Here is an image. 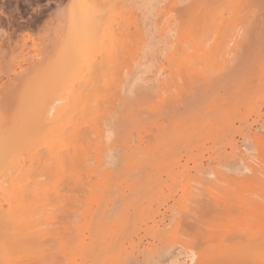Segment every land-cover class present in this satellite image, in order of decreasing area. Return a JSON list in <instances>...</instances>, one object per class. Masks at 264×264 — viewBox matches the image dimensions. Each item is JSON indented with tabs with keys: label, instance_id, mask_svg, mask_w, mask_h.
Returning <instances> with one entry per match:
<instances>
[{
	"label": "rangeland",
	"instance_id": "374dc122",
	"mask_svg": "<svg viewBox=\"0 0 264 264\" xmlns=\"http://www.w3.org/2000/svg\"><path fill=\"white\" fill-rule=\"evenodd\" d=\"M55 1L57 2V4H60L63 2V0H55ZM142 1L143 0H80L79 2H75V0H67L66 5L63 7L64 9L59 10V11H63L65 16L59 17L58 12L56 14L53 13V9H52L53 0H0V96H1L0 98L2 97L8 98V101L4 104H8L9 101H11L10 104H12V101L14 104L15 102L14 100L19 96V94L22 95L21 92H24L27 90V87L25 85H26V82L29 81L28 78L33 77L34 74L41 75V76L44 74L45 78L42 76L43 79L40 78L41 79V80L39 79L40 82L37 79L34 80V87H37V88H35L34 91L32 90V92H35V91L36 93L38 91L42 92V93L38 92L39 93V96L37 95L38 97L35 95L36 94L35 93L34 95L37 97V99L34 98V100L35 99L38 100V98L39 99L41 98L40 102L42 103L41 104L42 107L46 106V105H43V103L44 104L48 103L49 105L50 101L53 100V102H51L53 104L52 106L49 105V108L50 107L52 108L54 106L55 107H54V110L50 113L52 115H49L48 117L49 119L53 118L52 121L54 122H52V124L50 123L49 126L51 127L48 126L51 129L48 135L51 137L56 134L55 132H57V137H58L60 135L59 133L64 134L65 136L60 135V137L63 136L65 141L63 137H61L62 139V142H61L60 138L57 140V137L50 138L48 136L50 138L48 142L49 141L50 142L42 146H46V145L48 146V144H50L52 141L51 139H53V141H57L55 143L56 145L51 143L53 150H51V147H50V152L53 153L52 156L54 157L56 154L55 152L60 151V150L57 151L58 149L57 147L62 146L61 144L63 142H65L63 143L64 145L68 143L69 146L68 144L66 145L67 147L63 146L65 147V149L68 148L67 150L63 148L64 152L65 153L73 152L75 155L74 154L72 155L76 156V158H73L74 161L71 163L67 162L68 160H66L67 162L66 163L65 160L64 162H61L62 161L61 159H64L63 157L59 159V162H60L59 164L62 163L64 165H67L66 168L67 169L69 168L68 172L70 169H72V171L74 172L76 170L78 172H82L85 168V170H87L85 172H88V173L84 175L85 172L83 171V175L82 174L81 175L83 177L85 176L86 179L82 177L81 178L84 181L86 180V182L89 178H91V180L93 179L96 182V183L94 181L91 182L89 180L90 182L89 181L88 182L90 184L92 183L91 184L92 187H91L89 183L88 185H86L84 184V181H83L82 183L84 184V187H85L84 189H83V184H81V186L77 184L80 186L79 188L78 186L76 187L73 186L72 188L75 187L74 188L75 190L70 189L71 187L70 186L68 189L63 190L64 193L67 191V195L66 193L65 194L61 193L63 191H61L62 189H60V198L55 199V197H51V199H49L51 203H49V200H45V199L41 201V199L43 198L42 197L40 198V196H38L40 199H37V198L32 199L30 197L31 195L30 196L28 195L31 199V202H30V199L28 197V201H29V205H28V202L24 201L25 198L23 199V201H21L22 197L19 198L20 195H18V198L16 197L17 199L15 200V202L13 201L15 204L17 203V205L12 204L13 202L9 203L8 205H7L8 202L6 204H2L5 210L7 208L8 213L4 214L6 213V211H1L2 208H0V211H1L0 215L2 213L4 214V215L2 214V217H0V222L1 223L3 222L4 224L2 225L0 223V226L5 227L6 228V229L4 228L5 230H7V227H12V230L11 229L7 230V231H10L9 232L10 235L8 234L7 235L8 237H7L5 236L7 231H3L4 230L3 227H0V229L1 228L3 229V230L1 229L2 231L0 230V234H1L0 235V246L3 245L2 240L3 238H5L4 247L2 246H1L2 248L0 247V254L5 252V254L0 255V264H244L245 261L247 262L245 264H255V262L257 261L256 259L258 258L255 250H258L260 246V248L262 247L260 250L264 251V246H262V244L264 245V242L261 244L257 239L249 238L246 235V233L241 234L243 236L242 237L243 239H242L241 236H239L241 232L235 233L236 230L243 231V232L247 230L246 229L247 227L245 226L246 224H244V221L245 220L247 221V219L244 220L245 216H243L241 213H237V212H240L239 210H241L239 208L241 207L243 209L244 207L248 208L249 205L247 204L248 207L245 205L246 203H249V202L245 203L246 201L245 199H247V201L252 202L251 201L252 197L251 196L249 197V195H252L253 193L256 197L254 195L252 196L256 199L257 195L255 193L257 192L255 189L261 190L260 188H258L260 187V185L261 187H264L262 186L264 182L260 184L262 180L258 181L259 178H257L258 179L257 180L255 179V176H252L253 174L252 171L256 173L254 170H252V167H251V171L248 170L250 168L247 169L246 168L247 166H245V164L242 163V160L238 159V157L240 158V156L242 155L244 156V152L247 151V153H249V156H251L252 158L251 164H253V167L255 166L256 170L258 168L259 162H260L259 163L260 166L264 165V164L261 165V163H264V162H261V161H264L263 160L264 151H262L260 148L261 146H259L258 149H260L261 152H263L262 154L260 152L261 156H259L258 154L259 150L256 149L255 147L259 144L257 143V145H255L256 144L255 142L252 143L254 141L253 137H258L259 135L257 139H260V138L263 139L262 137L264 136L262 135L264 134L263 133L264 132V85H262L261 83L262 81L264 84V80L260 79L261 77H263L262 75H264V47H262L264 46L263 45L264 39L262 37L263 36L262 34H264L263 33L264 27H262L264 26V20H262V17L264 15L263 13L264 12V0H254L256 4H258V6L255 4V8H254L253 0L252 1L242 0V1H245V3L239 0L237 2L238 7L234 5L235 8L233 7L234 8L233 11L232 9L230 10V8L233 6L234 3L236 4L235 1L237 0L235 1L229 0L227 3L224 2V0H222L221 3L224 2L223 4H224L225 9L227 8L225 6H227L228 4L230 14L226 15L225 12L228 10V8L226 10H222L223 8L222 7L221 11L222 13H225L223 14L224 16L225 15L227 16V17L225 16L226 19L224 16H220L222 14L219 15V13L218 15L221 18L217 15V13L216 14L213 13L214 15L211 17L213 18L215 15H217L214 18H220V21H222L223 19L224 21V22L222 21L223 23L216 21V22H219L220 24L216 22L214 23L210 18H209L210 20L208 19L209 12H208L207 7L209 6L206 7V5H204L205 0H198V3L195 0H185V1L162 0V3L160 4V7H159L160 13L157 17V23L159 27L164 31L168 30L169 28L172 30L173 36L171 39V48L165 57V61L159 64V75L157 77L156 83L152 87H150L147 91L143 92L141 90H137L135 94L131 96L124 89V81L126 80V76L136 69V66L138 63L137 61L141 57V52H142L143 44L145 41L144 30H143L144 29L143 26H145V24L142 21L143 16L138 7V4ZM247 1H249L248 4L246 3ZM210 3L208 5H210ZM238 3L240 5H238ZM241 4L251 6L250 9H252V11L250 13H253V17H252V14L248 12L250 11L248 6L247 7L244 6L245 8L244 9L242 8L243 5L241 6ZM211 5H210V8L215 7ZM216 7L218 8V6ZM235 9L239 11L240 9H243L241 10V14L242 12L247 10L248 14H246L245 12V15L247 18H249L250 16H251L250 18H254V17L256 18L251 20V19H247L244 16L247 20H250L252 24H250L251 23L250 21L249 23H246L247 21L244 20V18L240 16L241 14L240 15L236 14V16L233 14L235 18L237 16L241 18L238 19L237 17L235 19L233 17L235 20L231 19L232 17L231 13L232 12L237 13L236 12L237 10ZM197 10H198V13L196 14L194 13L193 15L192 12H195ZM204 10L205 12H203ZM217 10H219L220 12V8H218ZM229 10L227 11L228 13H229ZM202 12L205 13L206 16H203ZM197 19L200 20L202 23L200 24L197 23L198 22ZM230 19L237 23L234 24V22H232ZM225 20L229 21V23L228 21L226 23L227 26H225V22H226ZM239 20H241L240 24H243L242 22L245 21L246 27L244 26L245 24L242 26L240 25L241 26L240 27L238 23L240 22ZM260 20H262V22ZM233 24L234 26L236 25V27H234ZM216 25L218 26V28ZM228 26L230 29L226 28ZM237 26H239L241 29H239ZM251 26L253 28H251ZM231 28H233L232 30H236L238 28L237 32L231 31ZM244 28L246 30L249 29L248 32ZM261 28H263V31ZM217 29H220L221 32L220 30H217ZM242 29L244 30V32ZM216 30L218 31L217 33L220 37H222L221 35H223L222 40L220 39L218 35L217 37H214L216 36V33H215ZM238 30H242V31H238ZM245 31H246V35H245ZM230 32L231 34L236 33L235 35L231 36L232 38H230V40L231 39L233 40V38L236 37L233 40L235 41L234 43H236L235 44L236 47L234 46L233 43H232L233 45L230 43L231 42L229 40ZM238 32H239V35H238ZM256 32L258 33V35L256 34ZM227 33H229L228 38H227ZM242 33L244 35H242ZM247 33H250V34L248 35ZM54 35H57L56 40L59 42L56 45L54 44L53 46L52 45L53 43H51L53 41H51V39L53 40ZM170 36H171V33L168 34V37ZM212 36L216 39L213 38L214 39L213 40ZM245 36H246L245 38L246 43H245L244 48L246 49L244 52V48H242L243 49L242 51L240 49H241V46L244 44L243 41H244ZM239 38H243V39L238 40ZM219 39L221 40L222 44L219 42L220 41ZM226 39H228L229 41H227ZM246 39H248L249 41L248 40L246 41ZM256 41H257V44H259L257 46L255 44ZM205 42H207V44H205ZM208 42H211V43L208 45ZM60 43L61 45L62 44H65V45L73 44L74 46L72 47L69 55L70 54H74V56L78 55V57L76 56V58H79L78 62L80 61L81 63L80 64L78 63L79 65L77 64V67H72L66 70L65 74L69 76L68 77L69 79L66 76L68 81L66 80L67 81L65 82L66 84L59 83L60 88L55 89L53 85H55V83L57 82H53V80L50 79L49 76L52 74L51 77L54 78V81L55 80L57 81L59 77H57L56 74L57 75L59 74L61 78L65 75L60 73L61 69L59 70L56 68H54L53 70L56 69L55 71L57 73L55 74V71L53 73L52 70L50 69V64L48 67L49 72H46L45 66L48 65V62L49 63L52 62L53 64V61H54L53 59H56L54 58L56 55H57V58H60L58 57L59 52L64 53L63 50L60 51L59 50L60 48L57 47L59 46L58 44ZM212 45L213 47H211ZM198 46H201L203 50L205 51L201 50L202 52H199V50L202 48L201 47L198 48ZM214 46H216V48H214ZM231 46L234 48V50H236L235 48L240 46L239 49L237 50H240V52L244 54L242 55L240 53L239 55H237L239 51L233 52V48H229ZM258 46L261 48L258 49ZM204 47H206L207 50L204 49ZM211 48H212V51L209 52ZM197 49L199 52L197 54L198 56H194V52L192 51H195ZM176 51H179L180 52L179 56L182 57V59L180 58L179 60H177L178 59V56H177L176 62L178 61V63L179 61L182 63V61L186 62V60H188L186 59L187 56L185 57V60L183 57L184 54H186V51L187 53L189 51L193 53L195 60L198 59V61L202 57H205L204 58L205 60L209 56L208 60L211 58V62L210 60L209 61L206 60L208 62L206 61L205 62L208 65L202 60L201 62L196 63V61H194L193 63L192 59L194 57L189 56L190 60H188V62H186L185 64L184 62L182 64L185 66L187 65L190 68H192L194 65L195 66L192 69H190L191 71L189 70V68H187L188 70L187 71L186 69H184L185 67L181 70V67H183V65L178 67L180 63L176 66L175 64L176 62L173 60L172 62H175L173 63V65L176 66L174 67L177 69L180 68L181 72H184V71L188 72V75L190 72L194 71L195 68H198V70H200L201 68L203 69L199 71V73L201 72V74H199L198 71L196 70H195L196 72L194 71L193 75L192 73H190L192 76L189 77L187 75L189 78L186 76V72H184L185 74L182 73L185 76L184 78L183 77L181 78L182 81L183 79L184 81H186L187 78L188 80L192 78L193 79V82H192L193 84L191 83L192 85H194L198 81V84L196 83L193 89H191V86H190L191 84L189 82H188L189 86H186L187 88L183 86L184 81L182 82V86H180L181 79L178 76V83L180 82V85L178 83L177 84L179 85V87H181L180 89H183V90L178 89L179 92L175 91L177 94L171 92L177 89H176V85L174 84L175 85L174 86L172 85L173 83L170 82L169 84H171V86L174 88L168 91L171 93L166 94L164 93L167 89V86L165 87L166 83L165 84L163 83L164 84L163 85L161 83L162 82L161 80L164 81L165 79L164 74L166 77H170L168 76L169 75L167 73L168 67L166 65H169L170 63L169 57L175 58V55L177 54ZM230 52L233 53V54L231 53V55L233 56H234V53H237L234 56V60L237 59L238 61H240L241 58L242 60L240 62H237L236 60V63L233 61L235 63L233 65L232 64L233 62L231 61L232 59H230V55H229ZM201 53H204V54L209 53V55L204 56ZM210 53L213 54V56L214 54L215 56L217 55L218 57L216 56V59L218 58L217 60H219L220 63H222V64H219L220 67L218 66L219 68L218 70H216L217 66L215 65L216 64L218 65L219 61H217L216 59L215 61L214 60L215 57L212 60L213 56L211 55L212 56L211 57ZM201 55L203 56L201 57ZM257 55H259L258 59L261 58L260 63L255 62L257 60L256 58ZM72 56L73 55H71L69 59ZM74 56L71 59L75 60ZM174 58H171V60ZM47 59H49V61ZM42 60L45 62L43 63V65H45L44 67L41 64ZM168 60H169V63H168ZM189 61H192V62H189ZM213 61L216 62L215 65L213 64L214 63ZM189 63L193 64V66L192 67L189 66ZM200 63H203V64L205 63L204 66L206 68L204 66L202 67ZM196 64L198 65V67L196 66ZM211 64L213 66H211ZM252 64H254L255 69L253 68ZM248 65H251L249 66L250 69H248ZM170 66L173 67L172 65ZM207 66L209 67L208 69H207ZM37 67H40V68H37ZM213 67L215 68L214 71H213ZM73 68H75V70H73ZM232 68H234V70H232ZM41 69L45 71V73L44 72L41 73ZM171 69L169 68L170 71ZM204 70H206L205 73L203 74L204 79L206 80L207 78L208 79L211 78L210 79L211 81L210 80L205 81L204 83L201 82L202 86L200 85L199 87L196 88L195 86L199 85V78L202 77V72ZM210 70L211 72H209ZM219 70L223 74L218 72L219 74L217 73V75H215L216 72ZM19 72H22V75L15 76V73L18 74ZM236 72L237 74L235 76ZM242 72L243 74L244 73L246 74L243 75ZM250 73H251V77H249ZM196 74L198 75L195 78L194 75ZM255 74L257 75V77L258 75H261V77L259 76L257 79ZM115 75H118L119 77L121 75V77H123V79L120 77V79H122L121 82L119 78L117 79L119 81H116V79H113V78H116ZM245 75H247L248 77ZM101 76H104L105 80L104 78L100 79ZM110 76H112V78L108 79L110 78ZM212 76H214V78ZM240 76L242 77V79H244L243 78L244 76L245 78L246 77L247 78L244 80H241ZM155 77L156 75L153 76V78ZM203 77L200 78V80H202ZM106 79L111 81L110 82L111 84L108 82V80L106 81ZM194 79L197 81H195ZM250 79L254 80L255 82L252 83ZM44 80H47V81L49 80L48 82L52 81L50 82V85H52L54 89V93L53 91L51 92H52V95L55 94L54 95L55 97L54 96L53 97L56 99L48 95L49 93H51L50 90H49V93H45L47 89L45 87L48 86L49 83L47 82L48 84L44 85V83H46V82L44 83L42 82ZM238 80L241 82H239ZM37 81H38L39 86H37V83H36ZM176 81L177 80H175L174 83H176ZM244 81L247 83H245ZM24 82H25V85H24ZM224 82L226 85L224 84ZM107 83L111 85L110 88L107 87L109 86ZM243 83L247 84L248 87L247 85L245 86ZM114 84L116 85L118 84V87L116 88V90L114 89L116 85L115 87L112 86ZM56 85L55 87H57ZM232 85L233 87L234 86L235 87L233 88ZM240 85L242 86L244 85V86L242 87ZM41 86L43 87V90ZM171 86L168 85V87L170 88ZM237 86L238 87L240 86L239 89H235ZM102 87H105V88L102 89ZM185 88L187 92L186 93L184 92L183 94V91ZM224 88H226L227 90ZM230 88L233 91L235 89V91H237L236 93L240 95H238L237 97H234L233 95L235 91L233 92ZM97 89L98 91L100 90L101 91L98 92ZM158 89H159L158 93L160 92L162 93V95L160 93V100H162L161 97L167 95L165 96L166 99L163 97L164 101H160L159 98H157L159 103L154 102L155 105L153 103H152L153 105L151 103L146 104V105H151V106H146L145 103L142 101L143 103L142 105L141 100L145 99V97H147L148 95V97L150 98H147V99H149L148 101H150L152 97L158 94L157 93ZM163 89H164L163 92L160 91ZM190 89L193 91L189 92L188 90ZM112 90L113 91L115 90V91L111 92ZM217 90H220V91L217 92ZM27 91H30V89ZM55 91L61 95L60 96L57 94L58 98L60 96L59 99L61 100L59 99L57 100ZM102 91H105L104 92L105 94L103 93L102 95ZM107 91H110V94L113 93L112 97L114 96V98L107 97L109 96L108 94L109 92ZM116 91L117 92L119 91L118 92L119 94ZM106 92L108 95L106 94ZM223 92L224 94L226 93V95H228L230 102L234 103L235 107H232L233 104L230 103L229 100L228 102L224 101V103H220L221 107L219 106V102H222L223 99L224 100L228 99L226 95L224 96V94H222ZM240 92H242L243 95ZM95 93H98V95L100 93L99 96H101V98L99 96L97 97H99L102 100L101 102L99 98H98L99 101H97V97H95ZM210 93L214 95L213 96L214 98L212 97V95L210 96ZM236 93L235 95H237ZM116 94L118 95L119 98H117ZM174 94L175 96L176 95L178 96V97L176 96L177 99L175 97H174L175 99L173 98ZM219 94H222V95H219ZM231 94H233L232 96L236 99L230 96ZM44 95L46 96L48 100H50L49 102H47L48 100L47 101L45 100L46 101L45 102L42 99ZM66 95L67 97H65ZM81 95L84 97L87 96L88 98H85V100H82L83 97ZM90 95H91V98L89 97ZM141 95H143L141 98L143 97L144 98L139 100L140 99L139 96ZM80 96L82 97L81 100L79 98ZM169 96L172 98V100L170 99V102L168 100V98H170ZM216 96L217 97L220 96L221 99L219 97L217 99ZM223 96L226 97L227 99L225 98L222 99ZM243 96L244 98H242ZM93 97H95V99H92ZM239 97L242 99H240ZM62 98L66 100V103H69L68 104L69 106L66 105V103L64 102L65 100L63 101ZM89 98L93 100L91 101H92V104L94 103V105H91V101L89 102V100H87ZM104 98L106 100H104ZM115 98H116V101H114ZM67 99H70V101ZM112 99H114L113 104L111 103ZM152 99L153 100H151V102L156 100L155 98H152ZM204 99L206 102L204 101ZM214 99L219 100V102H216L218 103L217 105L216 103H214L215 102ZM17 100H20V99L18 98ZM56 100L58 101V104ZM74 100H76L77 102ZM137 100L139 102L138 105H136L137 102L134 103ZM59 101H62L63 103ZM80 101H82V103H80ZM103 101H107V102H103ZM99 102L101 103V105ZM185 102L187 103L185 104ZM35 103L36 102L34 101V104ZM38 103L39 102H37V104ZM64 103L67 107V110H69V108H72V106L75 107V106H78V104L79 106L80 104L81 105L83 104L82 105L83 107L82 108L80 107L81 112L79 113H82L83 111L84 112L82 114H79L80 118L78 119L79 116L77 117V114H78L77 112L79 109L73 108V112L68 113L66 112L67 110L65 108ZM160 103L162 104V106L164 105V107H162ZM225 103L227 106L225 105ZM228 103L232 104L231 105L232 108L230 107V104L228 106ZM87 104L89 107L87 106ZM102 104L103 105L105 104L106 107L108 106L116 107L115 108L116 110L113 111L114 110L113 107L112 108L108 107V109L106 108L108 111L104 110L105 108L103 107ZM173 104L175 105L173 106ZM210 104L212 105L211 106L212 109H210L209 107ZM213 104H215L217 107L213 106ZM159 105L161 106V108L157 109L156 110L157 112H156L155 109L156 107L158 108ZM94 106L95 108H97L98 111L94 109L95 111L93 110L94 112L90 114V112H92V110L90 111L91 109L90 107H94ZM101 106L103 107V110ZM169 106H171L172 108ZM204 106H205V109H204ZM246 106H249V107H246ZM147 107H149V109L151 110H149ZM151 107L154 109H152ZM200 107L201 108L203 107V108L201 109ZM207 107L209 108L206 109ZM57 108H60V109H57ZM109 108L113 110H109ZM55 110H58V111H55ZM87 110L90 112H88ZM101 110L105 111L103 112L105 114L102 115L100 113V115H98L99 112H102ZM203 110H205V112ZM54 111L55 113L53 114ZM63 111L70 114L71 117L75 113H77L74 116L75 119H78L77 122L81 120V123L84 126L87 123L91 125L93 122L94 123L99 122L101 123V126H103V128L100 126H99L100 128L96 126L98 123L93 124V127L96 126L97 129H100V130H97L96 127L95 129L93 128L95 132L96 130L99 131L96 133L92 131V133L96 134V136H94V134L91 133V130L93 129L90 128L91 130H89V126H87L88 124L85 127L84 126L81 127V125L79 124L80 122L75 124V119L73 117L72 118L74 119V121L70 122L72 118L66 115ZM85 113L87 115H84ZM95 113L98 116H96ZM137 113L139 115H137L138 117L136 118L134 116ZM91 115H93V117H91ZM151 115H152L153 120L151 119ZM154 115L155 116L157 115L158 117L157 116L156 117L157 118L160 117V119H157ZM56 116L59 118H56ZM60 116L61 117L64 116V117L61 118ZM67 116L68 118H70V119L67 118V120L69 121L71 126L68 123H66L67 122L66 119H63ZM86 116L87 117L89 116L88 117L89 122ZM99 116H101V118L104 116V118H102L103 120L100 119ZM83 117L84 119H81ZM164 118L166 119V121L162 122L161 120H165ZM54 119L55 120L60 119V121H57L56 123ZM62 119L65 121H63ZM90 119L91 121L93 119L94 120L90 122ZM84 120H87V121H84ZM148 120L150 123L148 122ZM61 122L65 123L64 125L68 124L67 126H69L70 128L71 127L73 128L69 130L70 128L68 127V132H67V126L65 127L62 124L63 125L62 128H65L66 130L65 131L63 129L62 131L61 127H58V126H62L60 125ZM110 122H112L113 124L115 123L114 124L115 134L111 137L110 141L107 142L106 136L108 135V128H110L112 125L110 124ZM154 122L156 123V125ZM164 122H166V124ZM146 123H148L149 126L154 123L153 125L150 126V128L153 126L151 128V132L153 131L152 134L150 132H147L148 131L147 128L149 126L146 125ZM77 124H79L81 128L80 127L76 128ZM154 126H157L156 127L157 129H155ZM52 127L56 128L54 129L55 131H53ZM57 127L60 130L57 129ZM74 128H76L75 131H74ZM144 130H145V134L143 133ZM156 130L157 132L155 135L154 131ZM78 131L80 132L83 131V132L78 134L79 133ZM65 132H67L69 135ZM252 132H253V135L256 132H258L256 133L255 136L251 134L253 136L252 137L253 140H251L252 138H250L251 136L250 133ZM51 133L52 134L54 133V134L52 135ZM86 133L88 134L89 137L87 136ZM97 133H100V134L97 135ZM149 133L151 134L149 138L150 137L153 138L154 136H157V137L153 138V143H150L149 141H147L149 142L148 144L144 142L146 140L142 141V139L148 138L147 135H149ZM141 134L144 135L145 137L142 136ZM66 135H67V139L69 142L65 138ZM74 135L77 139L80 138L77 143H75L76 140H74V143L71 141L75 139L72 137ZM80 135L81 136L86 135L84 137L86 142L87 143L89 142L90 144H92V146L93 145L94 146L92 147L89 143L87 144L85 140L82 139L83 136L80 137ZM135 135H137V137ZM152 135L154 136L152 137ZM260 135H262V137ZM81 139L85 143L83 144V142H81V144L79 145L83 144L86 146L82 145L78 147V145H75V144H78L80 141H82ZM134 139H136L135 140L136 143ZM92 140L93 142H90ZM137 140L139 141V143ZM121 141H124V142L122 143ZM205 141L208 143H206ZM70 142L72 144L71 146L72 147L74 146L73 148L78 147L80 149L83 147L82 148L83 151L78 150V148L74 149L75 152L72 151L73 148L70 147ZM142 142L144 143V145L146 143L147 146L146 145L144 146ZM175 143H176V146H175ZM39 145L41 146V144ZM86 147L88 148L85 149ZM143 147L145 148L148 147L150 149L148 148L143 149ZM41 148L39 147L40 151L42 150ZM59 148L61 149L62 147H59ZM54 149L56 150L54 151ZM262 149H263V146H262ZM45 150H48V149L46 148L44 149V151ZM63 150L61 151L63 152ZM85 150L86 152L88 151V153L84 152ZM48 152L49 151L44 152L45 153L44 156H47L46 153ZM64 152L62 153V155L64 154ZM79 152L80 153L84 152V154H87V156L83 155V153L81 154L85 156L83 158L85 159L84 164L78 161V160L82 161L83 159L76 160L79 157L80 158L83 157V156L81 157V155L79 156L80 154ZM41 153H43V151ZM41 153L39 152V154ZM58 154L57 156H59ZM91 154H94V155L91 156ZM238 154H240V156L236 157ZM66 155L67 154L64 155L65 158H66ZM68 155L67 156L70 159L69 161H72L71 160L72 157L70 158L71 154H68ZM39 156L37 155L38 158ZM249 156H247L248 157L247 160L250 159ZM49 157L51 156L48 155L46 162L47 164L49 163L52 165L51 162L55 161V159L53 160L52 158V160H50ZM234 157L237 158L238 160L235 159ZM260 158H262V160L259 161ZM224 159H226V162ZM48 160H50L51 162ZM75 160L77 162H75ZM55 162L57 163V161ZM130 162H131V165H129ZM72 163H74L73 167L75 165L74 168H76V170L74 168H70L72 166L70 164ZM78 163H80V165ZM255 164H257V166ZM61 165H59V168L61 167ZM215 165L217 166V168ZM76 166L77 167L79 166V168H77ZM80 167H84V168L80 169ZM212 167H214V169ZM59 168H58L59 171H62L63 169L64 171L67 170L66 168H63V169L60 168L61 169L60 170ZM53 169L56 170L57 168H52V170ZM78 169H80V171ZM217 169L218 171L220 170L217 175L218 178H219V175L221 174L223 175V173L225 172L224 175L221 176V178H219V181L217 180L218 178H216L215 176L217 173L215 172V170L217 171ZM93 170H95L94 172L96 173H91L90 174L91 176H90L89 173L90 171H93ZM213 170L215 173H213ZM247 170L249 171V173L246 172ZM262 170L264 169L260 170L259 168V172H261ZM103 171L104 172L107 171L109 173L102 175ZM245 172L248 173L249 177L250 175L252 176L250 178L254 179L252 180L253 181L252 182L248 178L250 182L248 183L247 182L248 180H246L247 184L243 182L247 188L251 187L250 189H248V191L246 188H244L245 185H242L243 184L242 182H240V184L242 183L241 185H238L235 182V181L237 182L241 181L240 178L239 179L237 178L239 181L237 179L235 180L236 176L245 177V179H247L248 175H245L246 174ZM250 172L252 174H250ZM259 172L257 171L256 175L258 174L261 175V173ZM189 174L192 175L191 177L192 178L194 177L196 181L194 179L191 180V177H190L191 181H189V176H190ZM86 175H89V176H86ZM180 175L182 176L180 177ZM260 175H258V177L260 178L263 177L262 175L261 176ZM174 178L178 180L175 181ZM203 178L207 180L205 181ZM193 180L195 182H193ZM255 180H256V183L259 182L258 187L256 183L255 185H253ZM21 181L22 180L17 181V182L19 183V185L22 186L23 185L22 183L24 182H21ZM187 181H189V183ZM224 181L226 182V184L223 183ZM220 182L223 184H221ZM7 183L9 184L10 182H7ZM24 184H25L24 186H26V183ZM2 185L3 184H1L0 186ZM10 185H13V184H10ZM10 185H7V187L12 188V186ZM17 185H14V186H16L15 188L18 190L20 186L18 187ZM247 185H250V186L248 187ZM14 186L12 190L13 189L15 190ZM228 186L231 188V190ZM0 188L3 190L4 186ZM11 188L9 189L7 188L8 191L7 190H4V191L10 192ZM26 189H27V194L31 192V191L28 192V188ZM69 189L71 191H69ZM76 189H80L79 190L80 192L78 190L76 191ZM17 190L15 191L16 193L19 190H21V187L18 191ZM229 190L233 192L236 196L235 197L231 196L233 194L232 193L230 194ZM238 190H241V191H238ZM245 190L247 191L246 194L249 193V191L251 190L249 195L248 196L246 195L247 197H245V194L243 195ZM4 191H2V194H0V195H3L4 197L3 199H5V197L6 199L10 198L11 193H14L11 191L9 196H6L5 194H3ZM23 191L25 192V190H21V192ZM33 192L34 191H32V193ZM72 193L76 194V195L74 194L76 197L74 195H73L74 197L73 196L72 197L77 198L78 200L73 199L70 196V198L68 197L67 201H65L63 195L66 198L69 194L72 195ZM27 194L24 193L23 195L27 196ZM183 198H186V199H183ZM254 198L252 200L257 201V199L254 200ZM260 198L261 197H259L258 199ZM3 199H2V203H4ZM54 199L58 201L55 202ZM62 199L64 200L62 201ZM238 199H240L239 201H241V203L238 202ZM12 200L13 199H11V201ZM17 200L21 203L20 207H18V202H16ZM32 200H34V203L32 202ZM180 200L183 203H181ZM44 201H47L45 202V204L48 203L49 205L47 206L44 205ZM59 201H61L62 204H60L61 202ZM64 201L65 203H63ZM262 201L264 203V200ZM23 202L26 204H23ZM235 202H236V206H239V204L240 206L241 205L242 206L241 207L239 206V208L234 209L233 207L235 206ZM263 203L262 205H264ZM34 204L37 205L35 206L37 207L35 209H34ZM12 205L17 206V207H15L14 209ZM22 205L24 206V208L28 205L26 207L27 210L29 211L28 213H26L27 211H24L26 210V208L23 209ZM182 205L184 207H182ZM260 205H259V208H260ZM29 206L31 210L28 208ZM8 207L11 209L10 212L14 216L13 215L10 216L11 215L9 212L10 209ZM32 208L34 210H32ZM38 208H42L43 210L41 209V211H39L40 209L38 210ZM12 209L16 213L12 212L13 211ZM16 209L19 212L15 211ZM249 209L247 210L249 211ZM248 211H245V213L248 214L247 216L250 215ZM253 211L255 213V209ZM235 214L236 215L241 214L239 217L243 219V222H242V219L241 218L239 219L238 215L236 217ZM9 216L13 218V220H11ZM17 216L18 217L21 216V218H18L20 219L19 222L17 221L18 219H16ZM232 217L236 218V219L234 218L236 220V223L233 222L234 219H232ZM15 219H16V222H14ZM8 223H11V224L9 225ZM232 223L233 224L235 223L233 227L230 226V225H233ZM19 227L21 228L20 229L21 231H19ZM17 228H18L17 231L20 234L16 232ZM231 228L233 230L235 229V231H233ZM231 230L234 232V234L233 232L229 233ZM11 231H15V232L12 233ZM31 233L32 234L34 233L33 234L34 237L31 236L32 235ZM226 233L227 234L229 233L232 237L223 236ZM3 234L5 237L2 238L1 236ZM10 238H11V241L9 240ZM18 239H20L19 240L20 242H18ZM22 240L23 242H21ZM220 240L221 241L223 240L224 242L222 241L221 244L218 243V245H216V243L218 241L220 242ZM239 240L240 241L243 240V242L239 243L240 242ZM245 240L247 241L249 240L250 244L247 243V241ZM210 242H212V244ZM213 247H214V250H213ZM241 247L242 248L246 247L247 250L246 249L242 250ZM3 248H5L4 249L5 251L3 250ZM7 248H9V250ZM215 248H217V250L219 251H217ZM249 248L250 250H248ZM250 253H253V257H252V254ZM247 259H249L250 261Z\"/></svg>",
	"mask_w": 264,
	"mask_h": 264
},
{
	"label": "bare ground",
	"instance_id": "6f19581e",
	"mask_svg": "<svg viewBox=\"0 0 264 264\" xmlns=\"http://www.w3.org/2000/svg\"><path fill=\"white\" fill-rule=\"evenodd\" d=\"M79 1H80V0H75V2H79ZM195 1L198 3V0H195ZM210 1H211V3L214 2V1H215V2L212 3V5H211ZM216 1H217V2H216ZM221 1H222V0H205V4H204V5H206V7L209 6V7H207V8H208V12H209V13L207 12V13L209 14V15H208V19L210 18L214 23H215L216 21L222 22L223 19H222V21H220V18H221L220 16H224L223 14H225V13H226V15H227V14L229 15V14H230V10L232 9V11H233V9L235 8V6H237V2H238L239 0H237V1L234 0V1L236 2V4L233 2L234 4L232 3L233 6L230 8V10H229L228 4H227V6H225V7L228 8L229 13L227 12L228 10H227L225 13H222V11H221V8H222V7H223L222 10H226V9H227V8H226V9L224 8V4H223V3H224V2L227 3L229 0H224L223 3H221ZM231 1H232V0H231ZM231 1H230V2H231ZM241 1H242V0H241ZM241 1H240V2H241ZM251 1H252V0H251ZM253 1H254V0H253ZM208 2L210 3L211 6H215V7L218 6V8H220V12H219V10H217V9H218L217 7H216V8H215V7H211V8H212V9H211V8H210V5H208V4H209ZM240 2H239V3H240ZM242 2L245 3V1H242ZM242 2H241V3H242ZM58 3H59V2H58ZM157 3H158V0H143L142 2H140V3L138 4L139 10L141 11V14H142V16H143L142 21H143L144 24L146 23V21H147V17H148V16L157 13V10H156V8H157ZM239 3H238V5H240ZM246 3L248 4L249 1H247ZM76 4H77V3H76ZM160 4H161V3H160ZM219 4H220V5L222 4L223 6H222V5L220 6ZM255 4H256V2L254 1V8H255ZM188 5H189V4H188ZM229 5H230V4H229ZM234 5H235V6H234ZM242 5H243V4H241V6H242ZM249 5H250V4H249ZM256 5L258 6V4H256ZM260 5H261V4H260ZM198 6H199V5H198ZM219 6H220V7H219ZM230 6H231V5H230ZM244 6L247 7L248 5H243L242 8H244ZM257 6H256V7H257ZM233 7H234V8H233ZM237 7H238V6H237ZM239 7H240V6H239ZM252 7H253V6H252ZM196 8H197V7H196ZM196 8H195V9H196ZM240 8H241V7H240ZM248 8H249V10H250V11H248V12L250 13V12L252 11V9H250L251 6H248ZM248 8H247V10H248ZM257 8H258V7H257ZM214 9H215V10H214ZM244 9H245V8H244ZM213 10H214V11H213ZM235 10H237V9H235ZM241 10H243V9H240V11L237 10V11H236L237 13L231 11V12H232V13H231V14H232V15H231V16H232L231 19H234L235 16H236V14H239V15H240V14H241ZM247 10L244 11V12H242V14H244V15L241 14L240 16L243 17L244 20L247 21L246 23H249L250 20H247V19H251V20H253V19H255L256 17H254V18H250V17H251V16H250L249 18H247L246 15H245V12H246V14H248V13H247ZM253 10H254V9H253ZM206 11H207V9H206ZM158 12H159V11H158ZM203 12H205V10H204ZM203 12H202V13H203ZM238 12H239V13H238ZM254 12H255V11H254ZM192 13H193V15H194V13H195V14L198 13V10L195 11V12H192ZM211 13H212V14H211ZM213 13H215V14L217 13V15H218V13H219V15H220V14H222V15H220V16L218 15L220 18H214L215 16H217V15H215V16L213 17V18H214V19H213V18H211V17L214 15ZM261 13H262V12H261ZM263 13H264V12H263ZM149 14H150V15H149ZM233 14H234L235 16H234ZM250 14H252V17H253V13H250ZM58 15H59V17H64V16H65V14H64L63 11H58ZM226 15H225V16H226ZM203 16H206L205 13H203ZM225 16H224V17H225ZM244 16H245L247 19H246ZM255 16H256V15H255ZM224 17H223V18H224ZM226 17H227V16H226ZM226 17H225V19H226ZM233 17H234V18H233ZM237 17H238V16H237ZM237 17H236V18H237ZM241 17H238V19L241 18ZM236 18H235V19H236ZM263 18H264V15H263V17H262V20H264ZM202 19H203V18H202ZM210 19H209V20H210ZM228 19H229V18H228ZM231 19H230V20H231ZM235 19H234V20H235ZM262 20H260V21L262 22ZM197 21H198L197 23H199V24L202 23V22H201L200 20H198V19H197ZM225 21H226V22H225V26H227L226 23H227L228 20H225ZM231 21L234 22L233 20H231ZM236 21H237V20H236ZM239 21H240V22H238V23H239V26H240V25L242 26V25L245 24L244 26L246 27V23H245V21L242 22L243 24H240V23H241V20H239ZM256 21H257V20H256ZM256 21H255V23H256ZM219 22H216V23H219ZM223 22H224V21H223ZM223 22H222V23H223ZM250 22H251V21H250ZM228 23H229V21H228ZM235 23H237V22H234V24H235ZM219 24H220V23H219ZM230 24H232V23H230ZM234 24H233V26H234ZM250 24H252V22H251ZM260 24H261V23H260ZM145 25H146V24H145ZM237 25H238V24H237ZM216 26H217V25H216ZM239 26H237V27H238L239 29H241V28H240L241 26H240V27H239ZM231 27H232V26H231ZM234 27H236V25H235ZM248 27H249V26H248ZM257 27H258V26H257ZM262 27H264V26H262ZM217 28H218V26H217ZM226 28L230 29L229 26L226 27ZM238 28H237V29H238ZM242 28H243V27H242ZM251 28H253V27L251 26ZM228 29H227V30H228ZM232 29H233V28H231V31H233V32H237V29H236V30H232ZM244 29H245V28H244ZM261 29H262V31H263V28H261ZM217 30H220V29H217ZM217 30H216V32H215V33H216V36H214V37H217V35H218V33H217L218 31H217ZM242 30H243V29H242ZM242 30H238V31H242ZM245 30H246V29H245ZM248 30H249V29H247L246 31L248 32ZM246 31H245V35H246ZM220 32H221V30H220ZM243 32H244V30H243ZM249 32H250V31H249ZM263 33H264V31H263ZM228 34H229V33H227V38H228ZM235 34H236V33H232V34H231V32H230V34H229V40H230V38H232L231 36H233V35H235ZM247 34L249 35L250 33H247ZM256 34L258 35L257 32H256ZM261 34H262V33H261ZM220 35H221V34H220ZM238 35H239V32H238ZM240 35H241V34H240ZM242 35H244V34L242 33ZM262 35H263L262 37H263V39H264V34H262ZM218 36H219V35H218ZM221 36L223 37V35H221ZM236 36H237V35H236ZM53 37H54L53 40L51 39V41H53V42H51V43H53L52 45L54 46V44L56 45L59 41L56 40V39H57V35H54ZM214 37L212 36V39H213ZM219 37H220V36H219ZM222 37H220L221 40H222ZM239 37H241V36H239ZM242 37H243V36H242ZM248 37H249V36H248ZM257 37H258V36H257ZM262 37H261V38H262ZM225 38H226V36H225ZM234 38H236V37H234ZM234 38H233V40H234ZM237 38H238V37H237ZM245 38H246V36L244 37V41H243L244 44L241 43V44H243V45H242V46L240 45V46H241V49H240L241 51L243 50L242 48H244L245 43H246V42H245ZM54 39H55V40H54ZM208 39H209V38H208ZM208 39H207V41H208ZM210 39H211V37H210ZM214 39H216V38H214ZM214 39H213V40H214ZM220 39H219V40H220ZM240 39H243V38H239L238 40H240ZM263 39H262V40H263ZM219 40H218V41H219ZM221 40L219 41L220 43H221ZM226 40L229 41L228 39H226ZM233 40L231 39V40H230V41H231L230 43H231V44L233 43L234 46L236 47V45H235L236 43H234L235 41H233ZM247 40H248V39H246V41H247ZM56 41H57V42H56ZM157 41H158V40H157ZM248 41H249V40H248ZM240 42H241V41H240ZM152 43H153V42H152ZM210 43H211V42H208V45H209ZM216 43H217V41H216ZM216 43H215V44H216ZM238 43H239V42H238ZM252 43H253V42H252ZM259 43H260V41H259ZM261 43H263V42H261ZM205 44H207V42H205ZM212 44H213V43H212ZM221 44H222V43H221ZM231 44H230V45H231ZM233 44H232V45H233ZM239 44H240V43H239ZM247 44H248V43H247ZM255 44H256V46L259 45V44H257V41H256ZM58 45H59V46H57V47L60 48L59 50H60V51H61V50L64 51V53H63V52H62V53L59 52L58 57H60V58H57V55H56V56L54 57V58H56V59H53V60H54V61H53V64H52V62H50V63L48 62V65H47V66L43 65V63H45L43 60L41 61V64L43 65V67H44V66L46 67V68H45V71H46V72H49L48 67H49V64H50V69L52 70L53 73H54V71H55L56 69H59V70L61 69V70H60V73L63 74V75H65V76H63V77L61 78V76H59V74L57 75V74H56L57 72L55 71L56 76L59 77V78H58L59 82H58V80H57V81H56V80L54 81V78L51 77L52 74H51L50 76L48 75L49 78L53 80V82H57V83H55V85L57 84V85H56L57 87H55V85H53V87H54L55 89H57V88L59 89V88H60V87H59V83L62 84V83H65V82L68 81V79H69L68 77H69V76L65 74V73H66V70H68V69H70V68H72V67H77V64H78V63H79V64L81 63L80 61L78 62L79 58H76V56L78 57V55H75V56H74V54H70V55H69V53L71 52L72 47L74 46L73 44H68V45L62 44V45H61V43H60V44H58ZM63 45H64V46H63ZM202 45H203V44H202ZM249 45H250V44H249ZM249 45H247V46H249ZM263 45H264V44H263ZM62 46L65 48V50H66V49H68V50L65 51L64 48H63ZM240 46H239V47H240ZM254 46H255V45H254ZM61 47H62V49H61ZM66 47H67V48H66ZM70 47H71V48H70ZM200 47H201V46H198V48H200ZM206 47H207V45H206ZM206 47H204V49H206ZM211 47H213V45H212ZM223 47H224V45H223ZM239 47L235 48L236 50H234V48H233L232 46L229 47V48H233V52H238V51H239L238 54H237V53H234V56H235V54L239 55V54L241 53L240 50H237V49H239ZM262 47H264V46H262ZM69 48H70V49H69ZM201 48H202V47H201ZM214 48H216V46H214ZM259 48H261V47L258 46V49H259ZM245 49H246V48H244V52H245ZM255 49H256V48H255ZM59 50H58V51H59ZM201 50H202V51H205V50H203V48H202V49L199 50V52H202ZM206 50H207V49H206ZM213 50H215V49H213ZM210 51H212V48H211V50H209V52H210ZM247 51H248V50H247ZM258 51H259V50H258ZM260 51H261V50H260ZM67 52H68V53H67ZM176 52H177V54L175 55V58H174V57H171V58H174V59L171 60V58L169 57V59H170V63H169V60H168L169 65H166L167 63L165 64V65L168 67V69H167V67H166V69H167V71H168L167 73L169 74V75H168V74H166V75H168V76H170V77H166L165 74L163 73L165 79H167V78H168V79L165 80V79L163 78L164 81L161 80V81H162V82H161L162 84H163V83H164V84L166 83V84H165V87L167 86V89H168V90L166 89V91L164 92V93H166V94L171 93V92L177 94L175 91H178V92H179L178 89L181 88V87H179L180 82L178 83V76H179L180 79H181L182 77L184 78L185 76H184L182 73L186 72V71L181 72V70H182L184 67H185L184 69L187 70V68H189V70H190V69H192V68L195 66V65L193 66V64H190V63H189V66H191V67L193 66L192 68H190V67H188L187 65H186V66H187V67H186L185 65L182 64L184 61H182V63L179 61L180 64L178 63V61L176 62L177 56H178V59H177V60H179L180 58L182 59V57L179 56L180 52H179V51H176ZM178 52H179V53H178ZM192 52H194V56H198V55H197V54L199 53V52H198V49L195 50V51H192ZM213 52H215V51H213ZM262 52H263V51H262ZM133 53H134V52H133ZM184 53H185V52H184ZM189 53H190L191 55H190ZM204 53H205V52H204ZM204 53H201V54H203L204 56H206V55L208 56V55H209V53H206V54H204ZM211 53H212V52H211ZM211 53H210V56H211V55L213 56V54H211ZM231 53H232V52L229 53V55H230V59H232V60H231L232 62L234 61V62L236 63V60H237V59L234 60V56L231 55ZM62 54H63V55H62ZM130 54H131V53H130ZM134 54H135V53H134ZM136 54H137V53H136ZM186 54H187V55H186ZM186 54H184V56L182 55V56L184 57V60H185V57H186V56H187L186 59H188V60H190V59H189V56H190V57H191V56L194 57V56H193V53H191L190 51H189L188 53H187V51H186ZM195 54H196V55H195ZM216 54H217V52H216ZM227 54H228V53H227ZM232 54H233V53H232ZM241 54L243 55L244 53H241ZM260 54H261V52H260ZM71 55H73V56L75 57V58H74L75 60L71 59L73 56L69 59V57H70ZM132 55H133V54H132ZM132 55H131V56H132ZM199 55H200V54H199ZM203 55H201V57H202ZM242 55H241V56H242ZM131 56H130V57H131ZM157 56H158V55H157ZM172 56H173V55H172ZM212 56H211V57H212ZM216 56H217V55H216ZM216 56H215V54H214V56L212 57V60H213L214 57H215V58H214V60H215V59H216ZM232 56H233V58H232ZM241 56H240V57H241ZM258 56H259V55H257V57H256V58H257V60L255 61L256 63H257V62L260 63V59H261V58L258 59ZM199 57H200V56H199ZM217 57H218V56H217ZM237 57H238V56H237ZM242 57H243V56H242ZM45 58H46V57H45ZM47 58H49V57H47ZM196 58H197V57H196ZM202 58H203V59H202ZM202 58L198 61V59L195 60V57H194V58L192 59V61H193V63H194V61H196V63H197V62H201V60H202L203 62H205L206 60H208L209 56H208L207 59H205V60H204L205 57H202ZM129 59H130V58H129ZM133 59H134V58H133ZM135 59H136V58H135ZM217 59H218V58H217ZM217 59H216V60H217ZM45 60H46V59H45ZM47 60L49 61V59H47ZM76 60H77V62H76ZM173 60H174L176 63H175V62H172ZM188 60H186V62H188ZM209 60H210V62H211V58H210ZM209 60H208V61H209ZM216 60H215V61H216ZM241 60H242V58H241ZM241 60H240V61H241ZM253 60H254V58H253ZM258 60H259V61H258ZM192 61H189V62H192ZM208 61H206V62H208ZM215 61H213V62H214V63H213L214 65L216 64ZM217 61H219V60H217ZM240 61L237 60V62H240ZM128 62H129V60H128ZM137 62H138V63H137L136 69H135L133 72L129 73V74L126 76V80L124 81V89H125V91H126L129 95H131V96L134 95L135 92H136L137 90H141V91H143V92L147 91V90H148L150 87H152V86L156 83V81H157V80H155V79H151V80H148V79H147V76H149V74H150L152 68H153L155 65H157V64H155V62H151V63H149V64H144V63H143V57H142V56L140 57V59H139ZM171 62H172V64H171ZM186 62H184V64H185ZM206 62H205V63H206ZM210 62H209V63H210ZM234 62L232 63L233 65L235 64ZM39 63H40V62H39ZM173 63H175L176 66L179 64L178 67H179V66H182V65H183V67H181V70H180V68H178V69L180 70V71H179L177 68H175L176 66L173 65ZM205 63H204V64H203V63H200V64H201L202 67H203V66L205 65ZM51 64H52V65H51ZM74 64H75V65H74ZM79 64H78V65H79ZM206 64H207V63H206ZM219 64H222V63H220V61H219L218 65H217V64L215 65V66H217L216 70L219 69V68H218V66L220 67ZM239 64H240V63H239ZM239 64H238V65H239ZM39 65H40V64H39ZM170 65H172L173 67H171ZM198 65H199V63H198ZM198 65L196 64L197 67H198ZM207 65H208V64H207ZM233 65H232V67H233ZM158 66H159V65H158ZM174 66H175V67H174ZM211 66H213V65L211 64ZM215 66H214V67H215ZM236 66H237V65H236ZM249 66H251V65H248V69H250ZM252 66H253V68H254V64H252ZM40 67H41V66H40ZM40 67H37V68H40ZM58 67H60V68H58ZM204 67H205V66H204ZM214 67H213V71L215 70ZM223 67H224V66H223ZM255 67H256V66H255ZM54 68H56V69L53 70ZM129 68H130V67H129ZM169 68H170V69L173 68V69L176 70V71H174L173 69H171V71H170ZM199 68H200V66H199ZM205 68H206V67H205ZM208 68H209V67L207 66V69H208ZM221 68H222V66H221ZM230 68H231V67H230ZM241 68H242V67H241ZM253 68H252V69H253ZM63 69H64V70H63ZM201 69H203V68H201ZM201 69H200V70H201ZM207 69H206V70H207ZM254 69H255V68H254ZM254 69H253V70H254ZM47 70H48V71H47ZM51 70H50V71H51ZM73 70H75V68H73ZM177 70H178V71H177ZM195 70L198 71V73H199V71H200V70H198V68H195L194 71H195ZM206 70H204V71L202 72V77H203V74L205 73ZM211 70H212V69H211ZM211 70H210L209 72H211ZM232 70H234V68H232ZM242 70H243V69H242ZM45 71H43V70L41 69V73H42V72L45 73ZM61 71H62V72H61ZM187 71H188V70H187ZM190 71H191V70H190ZM194 71H192V72H190V73H192V75H193V74H194ZM196 71H195V72H196ZM213 71H212V72H213ZM221 71H223V70H221ZM235 71H236V69H235ZM122 72H123V71H122ZM158 72H159V71H158ZM169 72H171V73H169ZM175 72H177V73H175ZM179 72H180L181 75L179 74ZM218 72L221 73L220 70H219V71L216 72L215 75H217ZM250 72H251V71H250ZM190 73H189V75H188V72H186V76H187V75H188L189 77L192 76ZM206 73H207V72H206ZM219 73H218V74H219ZM247 73H248V72H247ZM33 74H34V73H33ZM48 74H50V73H48ZM55 74H54V75H55ZM121 74H122V73H121ZM154 74H155V73H154ZM163 74H162V75H163ZM184 74H185V73H184ZM199 74H201V72H200ZM208 74H209V73H208ZM221 74H223V73H221ZM236 74H237V72L235 73V76H236ZM242 74H243V72H242ZM244 74H246V73H244ZM244 74H243V75H244ZM253 74H254V73H253ZM257 74H258V73H257ZM17 75H18V76H21V75H22V72H19L18 74L15 73V76H17ZM45 75H47V74H45ZM197 75H198V74L194 75V77L196 78ZM209 75H210V74H209ZM247 75H248V74H247ZM247 75H245V76H247ZM31 76H32V75H31ZM42 76L45 78L44 74H43ZM42 76H41V75H35V74H34L33 77H29V78H28L29 81L26 80V81H27V82L25 81V82H26V85H25V82H24V85L27 87V90L30 89V91H27V90H26V91H24V92H21L22 95L19 94L20 97L18 96V97L14 100V101H15L14 104H13V101H12V104H10L11 101H9L8 104H4V103H6V102L8 101V98H6V97H2V98H0V99H1V100H0V185L3 184V185L0 186V187H3V186H4L3 190L0 188V194H2V191H4V190H7V191H8V189L11 188V187H7V185L13 184V185H10V186H12V188H13L14 185H17V183H18L17 181L22 180L21 182L26 183V186H24L25 184L22 183V184H23V185H22L23 187H22L21 185H19V183H18V185H17L18 187H19V186L21 187V190H25V192H24V191L21 192V190H19L20 187L18 188V190H19V191H18V190L15 188L16 186H14L15 190L13 189V190H14V191H13L12 188H11V191L14 192V193H11V197H10V198H7V199H6V197H5V199H3V198H4L3 195H0V196H1V197H0V206H2V207H0V208H2V209H4L2 204H6V203L8 202V203H7V205H8L9 203H11V202H13V201L15 202V200L18 198V195H20L19 198L22 197L21 201H23V199L25 198L24 201H25V202H28V205H29L28 197H29L30 195H31L30 197H31L32 199H34V198L40 199V198L42 197L43 199H41V201L44 200V199H45V200H49V199H51V197H55V199H58V198H60V189H62L61 191H63L64 189H65V190L68 189L70 186H71L70 189H72V190H73L76 186H78V188H79V187L81 186V184H83L82 182L84 181L82 178H85V176H84V177L82 176V175H83V171H84V172L87 171V170H85L84 167H80V169H81V168H84V170H83V171L81 170L82 172H78V171L76 170V168H74L75 165H74V167H73V164H74V163H72V164H70V165H72L70 168H74L76 171L74 172V171H72V169H70L69 172H68V169H69V168H68V169L66 168L67 165H64V164H62V163H61L62 165L59 164V163H60V162H59V159H61V158H63V157H64V159H61V160H62V161L60 160L61 162H64V160H65V162H66V160H68L67 162H70V163L74 161L73 158H76V156H74L75 154H74L73 152H72V153H71V152H70V153H69V152H66V153L64 152L63 148L65 149V147H63V146H66L68 143L66 142L67 144L64 145L63 143H65V142H63V143L61 144V142H62L61 137H63V136L60 137V135H64V134L59 133L60 131L58 132V133L60 134L58 137H57V132H55V133H56L55 135H53L54 133H53V134L51 133V134L53 135V136H51V137H57V140H58L59 138L61 139L60 144L62 145V146H59V145L57 144L59 147H62V148L60 149L59 147H57V148H58L57 151H58V150H60V151L55 152L56 154H55L54 157L52 156L53 153L50 152V147H51V150H53V147L51 146V143H52V144H55L57 141H53V139H51L52 141H51L50 144H48V146H47V145H46V146H42V145L47 144V143L50 142V141L48 142V140L51 138V137L48 135V134L50 133V130H51V129L49 128V127H51V126H49V125H50V123L52 124V122H54V121H52L53 118H52V119H49L48 116H49V115H52V114H50V113L54 110V107H55V106H54V107H52V108H51V107L49 108V105L52 106L53 103H51V102H53V100H52V101L48 100V99L46 98L45 95H44L45 97L43 96L42 99H43L44 101H45V100H46V101L48 100L47 102L50 101V104L48 105V103H45V104L43 103V105H46V106L48 105V106H47V107H46V106H45V107H42V106H41L42 103L40 102V99H41V98H40V99L38 98L39 101L36 100L37 97L39 96V93H42V92H40V91H38L39 93H38V92L36 93V91H35V92H32V90L34 91V89L37 88V87H34V80H35V79L39 80L40 78L43 79ZM66 76H67L68 79L66 78ZM117 76H118V75H115L116 78H113V79H116V81H119V80H117V79H118V78L120 79L121 75H120V77H119V76L117 77ZM122 76H123V75H122ZM188 76H187V77H188ZM204 76H205V75H204ZM210 76H211V75H210ZM210 76H209V77H210ZM220 76H221V75H220ZM245 76L243 77L244 79H246V78L248 77V76H247V77L245 78ZM255 76L257 77L256 74H255ZM255 76H254V77H255ZM259 76L261 77V75H258V77H259ZM262 76L264 77V75H262ZM64 77H65V78H64ZM175 77H176V78H175ZM189 77H188V78H189ZM198 77H199V76H198ZM202 77H200V78H202ZM212 77L214 78V76H212ZM240 77H241V76H240ZM240 77H239V78H240ZM249 77H251V73H250V76H249ZM258 77H257V79H258ZM263 77H261L260 79H261V80H264ZM63 78H64V79H63ZM103 78H104V80H105V77H104V76H101V77H100V79H103ZM111 78H112V76H110V78H108V79H111ZM121 78L123 79V77H121ZM172 78H174V79H172ZM188 78L186 79V81H184V79H183V81H184L183 86H185V87H186V86H189V83L191 84V83L193 82V79H192V78L189 79V80H188ZM200 78H199V85H198V86L196 85V86H195L196 88L199 87L200 85L202 86V83H204L205 81H209V80L211 79V78L208 79L207 76H206V78H207L208 80H207V79L205 80L204 77H203L202 80H200ZM233 78H234V77H233ZM108 79H106V81H107ZM122 79H120V82H121ZM146 79H147V80H146ZM170 79H172V80H174V81L177 80V81H176V83H174V81H172V80H170ZM180 79H179V81H180ZM240 79H241V80H244V79H242V77H241ZM254 79H255V78H254ZM40 80H41V79H40ZM40 80H39V82H40ZM63 80H65V81H63ZM66 80H67V81H66ZM104 80H103V81H104ZM194 80H195V79H194ZM203 80H204V81H203ZM250 80H251V79H250ZM48 81H49V80H48ZM48 81H47V80L42 81L43 83L46 82V83H44V85H46V84L49 83L48 86L45 87V88H47L45 93H49V90H50V92L53 91V93H54V89H53L52 85H50V82H52V81H50V82H48ZM62 81H63V82H62ZM99 81H101V80H99ZM114 81H115V80H114ZM183 81H182V79H181V85H180V86H182V82H183ZM195 81H197V80H195ZM210 81H211V80H210ZM238 81H239V80H238ZM238 81H236V82H238ZM247 81H248V80H247ZM251 81H252V83L255 82L254 80H251ZM42 82H41V83H42ZM47 82H48V83H47ZM108 82L110 83L111 81L108 80ZM170 82L173 83L172 85H174V84L176 85V89H177V90H174V91L168 92V91L172 90V88H174V87L171 86V84H169ZM186 82H187V84H186ZM188 82H189V83H188ZM201 82H202V83H201ZM239 82H241V81H239ZM242 82H243V81H242ZM244 82H245V81H244ZM36 83H37V86H39V85H38V81H37ZM177 83H178L179 85H178ZM196 83L198 84V81H197ZM196 83H195V84H196ZM215 83H216V82H215ZM215 83H214V85H215ZM245 83H247V82H245ZM245 83H243V84L246 86L247 84H245ZM248 83H249V82H248ZM261 83H262V85H264L262 81H261ZM53 84H54V83H53ZM65 84H66V83H65ZM107 84H108V83H107ZM107 84H106V85H107ZM110 84H111V83H110ZM110 84H108V85H109V86H107L108 88L111 87ZM119 84H120V83H119ZM164 84H163V85H164ZM184 84H186V85H184ZM192 84H193V83H192ZM192 84L190 85V86H191V89H193V87H194V85H195V84H194V85H192ZM224 84H225V82H224ZM240 84H241V83H240ZM115 85H116V84H114V85H112V86L115 87ZM163 85H162V87H163ZM168 85H170L171 88L168 87ZM175 85H174V86H175ZM225 85H226V84H225ZM233 85H234V84H233ZM233 85H232V87H233ZM244 85H243V86H244ZM254 85H255V84H254ZM61 86H62V85H61ZM240 86H242V85H240ZM240 86H239V87H240ZM243 86H242V87H243ZM41 87H42V86H41ZM107 87H106V88H107ZM117 87H118V84L116 85V87H115L114 89L116 90ZM162 87H160V88H162ZM178 87H179V88H178ZM224 87H225V86H224ZM232 87H231V88H232ZM234 87H235V86H234ZM234 87H233V88H234ZM239 87L237 86L235 89H239ZM247 87H248V85H247ZM48 88H49V89H48ZM104 88H105V87H102V89H104ZM186 88H187V87H186ZM186 88L184 89L183 94H184V92H185V93L187 92ZM211 88H212V87H211ZM231 88H230V89H231ZM191 89L188 90V91H189V92H192L193 90H191ZM224 89H226V88H224ZM235 89H234V91H235ZM247 89H249V88H247ZM252 89H253V88H252ZM252 89H251V90H252ZM40 90H41V89H40ZM42 90H43V87H42ZM106 90H107V89H106ZM109 90H110V89H109ZM115 90H114V91H115ZM180 90H183V89H180ZM194 90H196V89H194ZM215 90H216V88H215ZM215 90H214V91H215ZM221 90H222V89H221ZM226 90H227V89H226ZM231 90H232V89H231ZM241 90H242V89H241ZM58 91H59V90H58ZM97 91H98V89H97ZM100 91H101V90H100ZM100 91H98V92H100ZM114 91L112 90L111 92H114ZM160 91L163 92L164 89H163V90H160ZM219 91H220V90H217V92H219ZM229 91H230V90H229ZM232 91H233V90H232ZM234 91H233V92H234ZM244 91H245V90H244ZM252 91H253V90H252ZM258 91H259V90H258ZM55 92H56V91H55ZM104 92H105V91H102V95H103ZM107 92H109V93H108L109 96H107V97L114 98V96L112 97V94H113V93L110 94V91H107ZM107 92H106V94H107ZM116 92H117V91H116ZM118 92H119V91H118ZM118 92H117V93H118ZM158 92H159V89L157 90V93H158ZM180 92H181V91H180ZM217 92H215V93H217ZM236 92H237V91L234 92V95L231 94L230 96L233 95L234 97H237L238 95H240V94H238V93H236ZM255 92H256V91H255ZM255 92H254V93H255ZM35 93H36V94H35ZM43 93H44V91H43ZM160 93H161V92H160ZM160 93H158L159 95L156 94V96L152 97V98H155V99H156L155 101H152V102H151V100H153L152 98L150 99V101H148L149 99H147V98H150V97H148V95H147V97H145V99H143L144 97L141 98L143 95L139 96V97H140L139 100L143 99V100H141V103H142V101H143V102L145 103V105H146V104H150V103H151V104L153 103V104L155 105V103H159L158 100H157V98H159V100H160ZM212 93H213V91H212ZM212 93H210V96L212 95ZM228 93H229V92H228ZM231 93H232V92H231ZM235 93H236L237 95H235ZM240 93L243 95L242 92H240ZM34 94H35L36 96H37V95H38V96L36 97ZM57 94L60 95L58 92H56V96H57ZM96 94H97V95H96ZM104 94H105V93H104ZM108 94H107V95H108ZM118 94H119V93H118ZM175 94L173 95V98H174V97L176 98L177 95L175 96ZM178 94H179V93H178ZM222 94H224V92H223ZM222 94H219V95H222ZM229 94H230V93H229ZM252 94H253V92H252ZM48 95H49V96H52V98L55 97V96H54L55 94L52 95V92L49 93ZM78 95H80V94H78ZM99 95H100V93H99ZM99 95H98V93H95V97H97V96H99ZM110 95H111V96H110ZM114 95H115V93H114ZM116 95H117V94H116ZM157 95H158V96H157ZM161 95H162V93H161ZM225 95H226V93L224 94V96H225ZM242 95H241V96H242ZM53 96H54V97H53ZM60 96H61V95H60ZM60 96H59V98H60ZM81 96H82V95H81ZM81 96L79 97L80 100H81L82 97H83L82 100H85V98H88L87 96H86V97H84V96L81 97ZM92 96H93V95H92ZM165 96H167V95H165ZM165 96H163V97L165 98ZM171 96H172V95H171ZM195 96H196V95H195ZM213 96H214V95H212V97H213ZM224 96L222 97V99H223V98H225V99L228 98V95H226L227 98L224 97ZM233 96H232V97H233ZM241 96H240V97H241ZM0 97H1V96H0ZM40 97H41V95H40ZM65 97H67V95H66ZM65 97H64V98H65ZM89 97L91 98V95H90ZM95 97H93L92 99H95ZM99 97L101 98V96H99ZM99 97H97V101H99V99H100ZM105 97H106V95H105ZM137 97H138V96H137ZM163 97H161L162 100H160V101H164V100H163V99H164ZM169 97H170V96H169ZM177 97H178V96H177ZM207 97H208V96H207ZM216 97H217V96H216ZM218 97L221 99L220 96H218ZM218 97H217V99H218ZM232 97H230V98H232ZM234 97H233V98H234ZM240 97H239V98H240ZM3 98H4V99L6 98V99H5L6 101H5ZM18 98H19L20 100H17ZM34 98H36V99L34 100ZM59 98H58V96H57V100H58ZM90 98L87 99V100H89V102L92 100V99H90ZM98 98H99V99H98ZM110 98H109V99H110ZM117 98H119L118 95H117ZM175 98H174V99H175ZM181 98H182V97H181ZM213 98H214V97H213ZM242 98H244V96H243ZM242 98H240V99H242ZM54 99H56V98H54ZM102 99H103V98H102ZM137 99H138V98H137ZM165 99H166V98H165ZM170 99L172 100V98H171V97L168 98L169 102H170ZM174 99H173V101H174ZM176 99H177V98H176ZM179 99H180V98H179ZM196 99H197V98H196ZM196 99H195V101H196ZM207 99H209V98H207ZM211 99H212V98H211ZM217 99H216V100H217ZM234 99H236V98H234ZM57 100H56V101H57ZM59 100H61V99H59ZM62 100L64 101L65 99L62 98ZM67 100L70 101V99H67ZM76 100H77V99H76ZM76 100H74V101H76ZM104 100H106V99L104 98ZM110 100H111V99H110ZM113 100H114V99H112V101H111L112 104H113ZM168 100H167V101H168ZM216 100L214 99L215 102H214V101H213V102H214V103L219 102V100H217V101H216ZM228 100H229V102H230V99H229V98H228L227 100H224V99H223L222 102H219V106L221 107L220 103H224V101H227V102H228ZM237 100H238V99H237ZM34 101L36 102L35 104H34ZM46 101H45V102H46ZM92 101H93V100H92ZM92 101H91V105H94V103L92 104ZM101 101H102V100L100 99V102H101ZM107 101H109V100H107ZM107 101H103V102H107ZM114 101H116V98H115ZM127 101H128V100H127ZM195 101H194V102H195ZM204 101H205V99H204ZM208 101H209V100H208ZM208 101H207V102H208ZM220 101H221V100H220ZM231 101H232V100H231ZM238 101H239V100H238ZM240 101H241V100H240ZM254 101H255V100H254ZM17 102H18V104H17ZM37 102H39V103L37 104ZM59 102L63 103L62 101H59ZM64 102L66 103V100H65ZM72 102H73V101H72ZM72 102H71V103H72ZM76 102H77V101H76ZM78 102H79V100H78ZM83 102H84V101H83ZM85 102H86V101H85ZM89 102H88V103H89ZM100 102H99V103H100ZM136 102H137L136 105H138V103H139L138 100L135 101L134 103H136ZM146 102H147V103H146ZM148 102H149V103H148ZM154 102H155V103H154ZM165 102H166V101H165ZM177 102H179V101H177ZM181 102H182V100H181ZM181 102H179V103H181ZM191 102H192V101H191ZM205 102H206V101H205ZM2 103H3V104H2ZM15 103H16V105H15ZM65 103H64V105H65ZM80 103H82V101H80ZM95 103H96V102H95ZM108 103H110V102H108ZM114 103H115V102H114ZM186 103H187V102H185V104H186ZM189 103H190V102H189ZM230 103H232V102H230ZM230 103H228V106H229ZM57 104H58V101H57ZM68 104H69V103H66V105H68ZM74 104H75V102H74ZM153 104H152V105H153ZM175 104H177V103H175ZM175 104H173V106H174ZM193 104H195V103H193ZM196 104H197V103H196ZM211 104H212V103H211ZM211 104H210V106H209L210 109H212V108H211V106H212ZM217 104H218V103H216V105H217ZM232 104L234 105V103H232ZM232 104H230V107H231ZM34 105H36V106L38 105V106L36 107V106H34ZM54 105H55V104H54ZM62 105H63V104H62ZM66 105H65V108H66V110H67ZM70 105H72V104H70ZM82 105H83V104H82ZM82 105L80 104V106H79V104H78V106H75V107L72 106V108H69L70 112H69V110H67L66 112L71 113V112H73V108H75V109L78 108V109H79L78 112H77V110H76V112H77L78 114L75 113V114H77V117H78L79 114H82V113L84 112V111H83L82 113H79V112H81L80 107H81V108L83 107ZM96 105H98V104H96ZM100 105H101V103H100ZM102 105H103V104H102ZM104 105H105V104H104ZM104 105H103V107L105 108L104 110H107L108 107H110V108L113 107V106H108V105H107L108 107H106V105H105V106H104ZM109 105H110V104H109ZM142 105H143V103H142ZM142 105H141V106H142ZM160 105L162 106L161 103H160ZM160 105H159V106H160ZM188 105H189V104H188ZM203 105H204V104H203ZM216 105L213 104V106H216ZM225 105H226V103H225ZM233 105H232V107H235V105H234V106H233ZM68 106H69V105H68ZM87 106H88V104H87ZM141 106H140V107H141ZM146 106H151V105H146ZM159 106H158V108H157L156 106H154V107H156L155 111H156L157 109H160V108H161V106H160V107H159ZM171 106H172V105H171ZM171 106H169V107H171ZM179 106H180V105H179ZM192 106H194V105H192ZM226 106H227V105H226ZM258 106H259V105H258ZM41 107H42V108H41ZM60 107H61V106H60ZM84 107H85V105H84ZM88 107H89V106H88ZM103 107L101 106L102 110H103ZM138 107H139V106H138ZM142 107H143V106H142ZM142 107H141V108H142ZM144 107H145V106H144ZM152 107H153V106H152ZM152 107H151V108H152ZM162 107H164V105H163ZM181 107H182V106H181ZM209 107H207L206 109H208ZM216 107H217V106H216ZM232 107H231V108H232ZM246 107H249V106H246ZM254 107H255V106H254ZM65 108H64V110H65ZM90 108H91V109H90ZM90 108H89V109H90V111L92 110V112L88 111L89 109L87 110L88 112H90V114H92V113L95 111L94 109L97 110V108H95V106H94V107H90ZM92 108H93V109H92ZM106 108H107V109H106ZM110 108H109V110H113V109H110ZM113 108H114L113 111H115V110H116V109H115L116 107H113ZM147 108L149 109V107H147ZM171 108H172V107H171ZM200 108H201V107H200ZM202 108H203V107H202ZM202 108H201V109H202ZM213 108H214V107H213ZM55 109H56V108H55ZM57 109H60V108H57ZM71 109H72V110H71ZM85 109H87V108H85ZM152 109H154V108H152ZM162 109H163V108H162ZM204 109H205V106H204ZM214 109H215V108H214ZM83 110H84V109H83ZM93 110H94V111H93ZM102 110H101V111H102ZM149 110H151V109H149ZM167 110H169V109H167ZM241 110H242V109H241ZM55 111H58V110H55ZM55 111L53 112V114L55 113ZM60 111H61V110H60ZM97 111H98V110H97ZM107 111H108V110H107ZM191 111H192V110H191ZM203 111L205 112V110H203ZM63 112H64L66 115H68L70 118L73 117V118L75 119V117H74L75 114H74V113H73L74 115L71 117L70 114L66 113L65 111H63ZM74 112H75V110H74ZM103 112H105V111L99 112V114H98L97 112H96V113H97L98 115H100V113L103 115V114H105V113H103ZM156 112H157V111H156ZM180 112H181V111H180ZM248 112H250V111H248ZM96 113H95V114H96ZM106 113H108V112H106ZM134 113H135V112H134ZM167 113H168V112H167ZM181 113H182V112H181ZM57 114H58V113H57ZM65 114H63V115H65ZM90 114H89V115H90ZM97 114H96V116H98ZM161 114H162V113H161ZM163 114H164V113H163ZM84 115H87V114L85 113ZM137 115H139V114H138V113L135 114L134 117L137 118V117H138ZM141 115H142V114H141ZM257 115H258V114H257ZM53 116H54V115H53ZM68 116L65 117V118H63V119H66V121H67L66 123H68V124L70 125L69 121L67 120ZM154 116H155V115H154ZM156 116H157V115H156ZM156 116H155V117H156ZM161 116H162V115H161ZM165 116H166V115H165ZM54 117H55V116H54ZM60 117H61V116H60ZM62 117H64V116H62ZM62 117H61V118H62ZM84 117H85V116H84ZM84 117L81 118V119H84ZM86 117H87V116H86ZM88 117H89V116H88ZM88 117H87V118H88ZM91 117H93V115H91ZM99 117H100V119L104 118V116H103L102 118H101V116H99ZM157 117H158V116H157ZM157 117H156V118H157ZM176 117H177V116H176ZM56 118H59V117L56 116ZM70 118H68V119H70ZM73 118H72V120H70V122H73V121H74ZM79 118H80V116L78 117V119H79ZM97 118H98V117H97ZM97 118H96V120H97ZM156 118H154V119H156ZM162 118H163V117H162ZM174 118H175V117H174ZM63 119H62V120H63ZM78 119H75V124L80 122L79 124L81 125V127L84 126V125H82L81 120H80L79 122H77ZM151 119L153 120L152 115H151ZM157 119H160V117L157 118ZM164 119H165V118H164ZM170 119H171V118H170ZM54 120H55V119H54ZM93 120H94V119H93ZM93 120H92V121H93ZM96 120H95V122H96ZM102 120H103V119H102ZM134 120H135V119H134ZM134 120H133V121H134ZM152 120H151V122H152ZM200 120H201V119H200ZM200 120H199V121H200ZM57 121H60V119H59V120H55L56 123H57ZM63 121H65V120H63ZM84 121H87V120H84ZM92 121H91V119H90V122H92ZM157 121H159V120H157ZM161 121H162V122H163V121H166V119H165V120H161ZM161 121H160V122H161ZM187 121H188V120H187ZM88 122H89V118H88ZM100 122H101V121H100ZM148 122H149V120H148ZM188 122H189V121H188ZM96 123H98L96 126H98V127L100 126V127L103 128V126H101V123H99V122H96ZM96 123H94V122H93L92 124L90 123V124L92 125V127H91V125H89V123H87L88 125H87V124H86V125L89 126V130H91V129H93V128L95 129L96 126L93 127V124H96ZM149 123H150V122H149ZM154 123H155V122H154ZM154 123H153V124H154ZM157 123H158V122H157ZM164 123L166 124V122H164ZM179 123H180V122H179ZM189 123H190V122H189ZM58 124H59V123H58ZM62 124L64 125L65 123L61 122L60 125H62ZM68 124H66V125H64V126L66 127ZM79 124H77V127H76V126H75V127H76V128L80 127ZM83 124H84V123H83ZM102 124H103V123H102ZM110 124H112V125H111L110 128H108V135L106 136V141H107V142H109L110 139H111V137L115 134V128H114V124H115V123L113 124L112 122H110ZM153 124H151V125H153ZM158 124H159V123H158ZM158 124H157V125H158ZM177 124H178V122H177ZM186 124H188V123H186ZM186 124H185V126H186ZM190 124H191V123H190ZM55 125H56V124H55ZM63 125H62V126H58V127H61V130H62V131H63V129L65 130V128H62ZM86 125H85V126H86ZM146 125L149 126L148 123H146ZM151 125H150V126H151ZM155 125H156V123H155ZM191 125H192V124H191ZM195 125H196V124H195ZM48 126H49V127H48ZM70 126H71V125H70ZM72 126H73V125H72ZM85 126H84V127H85ZM150 126L147 128V130H148L147 132H150V133L152 134L153 131L151 132V128H152L153 126H152L151 128H150ZM187 126H188V125H187ZM196 126H197V125H196ZM58 127H57V129H59ZM68 127H69V126H67V132H68ZM81 127H80V128H81ZM100 127H99V128H100ZM154 127H155V129H157V128H156L157 126H154ZM52 128H53V131H55L54 129H56V128H54V127H52ZM69 128H70V127H69ZM72 128H73V127H71L69 130H71ZM76 128H74V131L76 130ZM90 128H91V129H90ZM86 129H88V128H86ZM94 129L91 130V133H92V131H94ZM96 129H97V127H96ZM59 130H60V129H59ZM80 130H81V129H80ZM84 130H85V129H84ZM97 130H100V129H97ZM97 130H96V132H99V131H97ZM219 130H220V129H219ZM57 131H58V130H57ZM62 131H61V132H62ZM65 131H66V130H65ZM103 131H104V130H103ZM67 132H65V133H67ZM71 132H72V131H71ZM78 132H79L78 134H80V133L83 132V131H81V132L78 131ZM84 132H85V131H84ZM86 132H87V131H86ZM94 132H95V131H94ZM96 132H95V133H96ZM147 132H146V133H147ZM154 132H155V135H156L157 130L154 131ZM193 132H194V131H193ZM193 132H192V133H193ZM261 132H262V131H261ZM76 133H77V132H76ZM101 133H102V132H101ZM143 133L145 134V130H144ZM150 133H149V135H147L148 138H149V136H151ZM256 133H258V132H256ZM256 133L253 135V132H252V133H250V135L252 134L253 136H255ZM263 133H264V132H263ZM67 134H68V133H67ZM71 134H72V133H71ZM73 134H74V133H73ZM84 134H85V133H84ZM86 134H87V133H86ZM92 134H94V133H92ZM98 134H100V133H97V135H98ZM153 134H154V133H153ZM68 135H69V134H68ZM139 135H140V134H139ZM139 135H138V136H139ZM141 135H142V134H141ZM252 135L250 136V138L253 137ZM262 135H264V134H262ZM262 135H260V136L262 137ZM48 136H49L50 138H49ZM64 136H65V135H64ZM78 136H79V135H78ZM82 136H83V137H82ZM82 136L80 135V137H82V139L85 140L84 137H85L86 135H82ZM87 136H88V134H87ZM91 136H92V135H91ZM91 136H90V137H91ZM94 136H96V134H94ZM135 136L137 137V135H135ZM142 136H144V135H142ZM142 136H141V137H142ZM153 136H154V135H152V137H153ZM72 137L75 138V139L71 140L73 143H74V140H76L75 143H77V142L79 141V139H80V138L77 139V138L75 137V135L72 136ZM88 137H89V136H88ZM88 137H87V138H88ZM144 137H145V136H144ZM156 137H157V136H154L153 138H156ZM199 137H201V136H199ZM258 137H259V135H258ZM258 137H253V138H254V141H253L252 143L255 142V143H256L255 145H257V143H258L259 145L255 146L256 149H258V147L261 146V147H260L261 150L264 151V145H263V144H264V136L262 137L263 139L260 138L261 140H260V139H257ZM65 138L67 139V135H66ZM96 138H97V137H96ZM148 138H145V139L143 138L142 141H143V140H146V141H144V142H146V143H148V144H149V142H150V143H153V138L150 137L152 140H151L150 138H149V139H148ZM253 138H252L251 140H253ZM63 139H64V137H63ZM71 139H72V138H71ZM82 139H81V140H82ZM127 139H128V138H127ZM138 139H139V138H138ZM200 139H201V138H200ZM255 139H257V140H255ZM54 140H55V139H54ZM135 140H136V139H134V141H135ZM177 140H178V139H177ZM59 141H60V140H59ZM64 141H65V139H64ZM67 141H68V139H67ZM87 141H88V140H87ZM137 141H138V140H137ZM147 141H149V142H147ZM257 141H259V142H257ZM260 141H261V142H260ZM262 141H263V142H262ZM42 142H44V143H42ZM68 142H69V141H68ZM81 142H83V144H84V143L86 142V140H85V142L82 140V141H80L78 144H75V145H78V147H79V146H82L83 144H82V145H79V144H81ZM90 142H93V140L90 141ZM121 142L123 143L124 141H121ZM175 142H176V141H175ZM205 142H206V141H205ZM86 143H87V142H86ZM88 143H89V142H88ZM88 143H87V144H88ZM135 143H136V141H135ZM138 143H139V141H138ZM140 143H141V142H140ZM142 143H143V142H142ZM146 143H145V145L147 146ZM176 143H177V142H176ZM176 143H175V146H176ZM206 143H208V142H206ZM260 143H261V145H260ZM39 144H41V146H40ZM89 144H90V143H89ZM203 144H205V143H203ZM38 145H39V146H38ZM49 145H50V146H49ZM55 145H56V144H55ZM71 145H72V144H71V142H70V147L73 148L74 146L72 147ZM90 145L92 146V144H90ZM124 145H125V144H124ZM139 145H140V144H139ZM139 145H138V146H139ZM143 145H144V143H143ZM145 145H144V146H145ZM68 146H69V144H68ZM83 146H86V145H83ZM93 146H94V145H93ZM93 146H92V147H93ZM103 146H104V144H103ZM103 146H102V147H103ZM136 146H137V145H136ZM149 146H151V145H149ZM173 146H174V145H173ZM227 146H228V145H227ZM241 146H242V145H241ZM262 146H263V149H262ZM39 147H40V148L42 147V148H41V149H42L41 151L39 150ZM43 147H45V148H43ZM66 147H67V146H66ZM75 147H77V146H75ZM78 147H77V148H78ZM89 147H90V146H89ZM95 147H96V146H95ZM141 147H142V146H141ZM152 147H153V146H152ZM228 147H229V146H228ZM230 147H231V146H230ZM237 147H238V146H237ZM46 148H47L48 150H45V151H44V149H46ZM77 148H73L72 151H74V149H77ZM82 148H83V147H82ZM82 148H80V149L78 148V150L83 151ZM87 148H88V147H86L85 149H87ZM144 148H145V147H143V149H144ZM147 148H148V147H146L145 149H147ZM198 148H199V147H198ZM241 148H242V147H241ZM67 149H68V148H67ZM67 149H65V150H67ZM148 149H150V148H148ZM193 149H194V147H193ZM55 150H56V149H54V151H55ZM61 150H63V152H64L63 155H62L63 152H62ZM88 150H89V149H88ZM90 150H91V149H90ZM258 150H259V153H258V154H259V156H261V154H262L263 152H261L260 149H258ZM38 151H39L40 153L43 151V153L39 154ZM46 151H49V152H48L49 154L46 153L47 156H44V154H45L44 152H46ZM54 151H53V152H54ZM95 151H96V150H95ZM74 152H75V151H74ZM76 152H77V150H76ZM84 152H86V150H85ZM84 152H82L83 155H86V156H87V154H84ZM260 152H261V154H260ZM58 153H59V154H58ZM79 153H80V152H79ZM82 153H80L79 156H80ZM86 153H88V151H87ZM91 153H92V152H91ZM42 154H43V156H42ZM57 154H58L59 156H57ZM65 154H67V155H68V154H71L70 158L72 157V159H71L72 161H69V160H70V159L68 158L69 155H68V156L66 155V158H65V156H64ZM72 154H74V155H72ZM205 154H206V153H205ZM246 154H247V156H249V153H247V151H245V152H244V156H243V155L240 156V154H238L236 157L240 156V158L238 157V159L242 160V163L245 164V166H247V167H246L247 169L250 168V169H248V170L251 171V167H252V170H254V171L257 173V171L259 172V168H260V170H261V169H264V165H262V164H264V163H261L262 166H260V165H259L260 162H259V163H258V168H257V170H256L255 166L253 167V164H251V163H252V160H251L252 158H251V156H249L250 159H248V160H249V161H248V160H247L248 157L246 156ZM263 154H264V153H263ZM37 155H38V156L40 155V156H42V157L39 156V158H38ZM48 155L51 156V157H49L50 160H52V158H53V160L55 159V161H57V163H58L59 165H61V167H60L61 169L66 168L67 170L65 169L66 171H64V169H63L62 171H59V170H58L59 165H58L55 161H52V162H51L50 160H48V161H50V162L52 163V165L48 163L49 165H51V166H49V165L47 164V162H46V161H47V158H48ZM60 155H61L62 157H61ZM83 155H81V157H82ZM88 155H89V154H88ZM93 155H94V154H91V156H93ZM98 155H99V154H98ZM220 155H221V154H220ZM234 155H235V154H234ZM96 156H97V155H96ZM99 156H100V155H99ZM232 156H233V155H232ZM77 157H78V156H77ZM84 157H85V156H83L82 158L79 157V158H77L76 160H78V159H83ZM94 157H95V156H94ZM138 158H139V157H138ZM180 158H181V157H180ZM234 158H235V157H234ZM263 158H264V157H263ZM57 159H58V160H57ZM235 159H237V158H235ZM238 159H237V160H238ZM76 160H75V162H77ZM84 160H85V159H83L82 161H80V160H78V161L84 164V163H85ZM224 160H225V162H226V159H224ZM260 160H262V158H260L259 161H260ZM263 160H264V159H263ZM97 161H98V160H97ZM250 161H251V162H250ZM67 162H66V163H67ZM186 162H187V161H186ZM198 162H199V161H198ZM198 162H196V163H198ZM214 162H215V161H214ZM223 162H224V161H223ZM225 162H224V163H225ZM261 162H264V161H261ZM136 163H137V162H136ZM167 163H168V162H167ZM200 163H201V162H200ZM224 163H223V164H224ZM75 164H76V163H75ZM78 164L80 165V163H78ZM83 164H82V165H83ZM134 164H135V163H134ZM134 164H133V165H134ZM161 164H162V163H161ZM186 164H187V163H186ZM53 165H54V166H53ZM68 165H69V164H68ZM70 165H69V166H70ZM82 165H81V166H82ZM129 165H131V162H130ZM182 165H183V164H182ZM255 165L257 166V164H255ZM52 166H53V167H52ZM64 166H65V167H64ZM69 166H68V167H69ZM215 166H216V165H215ZM215 166H214V167H215ZM243 166H244V165H243ZM259 166H260V167H259ZM76 167H77V166H76ZM128 167H129V166H128ZM159 167H160V166H159ZM179 167H180V166H179ZM191 167H192V166H191ZM191 167H190V168H191ZM214 167H212V168L214 169ZM261 167H262V168H261ZM52 168H57V169H56V170H54V169L52 170ZM60 168H59V169H60ZM77 168H79V166H78ZM184 168H185V167H184ZM186 168H187V167H186ZM212 168H211V170H212ZM216 168H217V166H216ZM216 168H215V169H216ZM246 168H245V170H246ZM61 169H60V170H61ZM80 169H78V170L80 171ZM176 169H177V168H176ZM220 169H221V168H220ZM90 170H91V169H90ZM224 170H225V169H224ZM248 170H247L246 172L249 173ZM71 171H72V172H71ZM94 171H95V170L90 171L89 175H90L91 173H96V172H94ZM192 171H193V170H192ZM219 171H220V170H219ZM219 171H218V169H217V171L215 170V172H217L216 175H215L216 178H218L217 175H218ZM222 171H223V170H222ZM225 171H226V170H225ZM138 172H139V171H138ZM138 172H137V173H138ZM215 172H214V170H213V173H215ZM223 172H224V171H223ZM246 172H245V173H246ZM87 173H88V172H85L84 175L87 174ZM102 173H103L102 175H104V174H107V173H109V172H107V171L104 172V171H103ZM189 173H190V172H189ZM224 173H225V172H224ZM224 173H223V175H224ZM245 173H244V174H245ZM248 173H246L245 175H248ZM252 173H253V174H252ZM252 173L250 172V174H252V176H255V179L259 178V180L257 179L258 181H261V180H262V181L260 182V184H262V182H264V181H263V179H264V175H263L264 170H262L261 172H259V173H261V175L263 176V177H261V178L258 177V175H260V174L256 175V173H254L253 171H252ZM81 174H82V175H81ZM220 174H221V173H220ZM242 174H243V173H242ZM89 175H86V176H89ZM189 175H190V174H189ZM223 175H222V174L219 175V178H221V176H223ZM237 175H238V173H237ZM239 175H241V174H239ZM261 175H260V176H261ZM90 176H91V175H90ZM181 176H182V175H180V177H181ZM183 176H184V175H183ZM191 176H192V175L189 176V181H191L192 179H194V177L192 178ZM194 176H195V174H194ZM215 176H214V177H215ZM243 176H244V175H243ZM252 176L250 175V177H252ZM81 177H82V178H81ZM110 177H111V175H110ZM190 177H191V180H190ZM214 177H213V178H214ZM250 177H249V175H248L247 179H245V177H240V176L238 177V176H236L235 180H236L237 178H238V179L240 178L241 181H239V180L237 179L239 182H237V181H235V182H236L238 185H241L243 182L246 183V180H248V178L250 179V181L254 180L253 178H250ZM88 178H89V177H88ZM196 178H197V176H196ZM199 178H200V177H199ZM219 178L217 179L218 181H219ZM223 178H224V177H223ZM223 178H222V179H223ZM262 178H263V179H262ZM85 179H86V178H85ZM174 179H175V178H174ZM186 179H187V178H186ZM201 179H202V177H201ZM203 179L205 180V178H203ZM214 179H215V178H214ZM242 179H243V180H242ZM244 179H245V180H244ZM89 180H90L91 182L94 181L93 179L91 180V178H89V179L87 180V182H86V180L84 181V184L88 185V183L90 182ZM101 180H102V179H101ZM176 180H178V179H175V181H176ZM183 180H184V178H183ZM187 180H188V179H187ZM194 180H195V179H194ZM194 180H193V182L196 181V180H195V181H194ZM197 180H198V179H197ZM204 180H203V181H204ZM206 180H207V179H206ZM206 180H205V181H206ZM225 180H226V179H225ZM88 181H89V182H88ZM179 181H180V180H179ZM181 181H182V180H181ZM189 181H187V182L189 183ZM198 181H199V180H198ZM222 181H223V180H222ZM250 181L248 180L247 182L249 183ZM258 181H257V182H258ZM7 182H10V183L8 184ZM15 182H17V183H15ZM94 182H95V181H94ZM240 182H242V183L240 184ZM252 182H253V181H252ZM6 183H7V185H6ZM14 183H15V184H14ZM95 183H96V182H95ZM177 183H178V182H177ZM220 183H221V182H220ZM223 183L226 184L225 181H224ZM223 183H221V184H223ZM255 183H256V180L254 181L253 185H255ZM20 184H21V183H20ZM77 184H79L80 186L77 185ZM84 184H83V189L85 188V187H84ZM89 184H90V183H89ZM91 184H92V183H91ZM91 184H90V186H91ZM97 184H98V183H97ZM101 184H102V182H101ZM101 184H99V185H101ZM122 184H123V183H122ZM237 184H236V185H237ZM246 184H247V183H246ZM251 184H252V183H251ZM263 184H264V183H263ZM263 184H262V186H264ZM86 185H85V186H86ZM94 185H95V184H94ZM129 185H130V184H129ZM242 185H245V184L243 183ZM253 185H252V186H253ZM256 185H257V187H258V186H259V182L256 183ZM73 186H75V187L72 188ZM119 186H120V185H119ZM121 186H122V185H121ZM247 186L249 187L250 185H247ZM91 187H92V186H91ZM228 187H229V186H228ZM237 187H238V186H237ZM243 187H244V186H243ZM7 188H8V189H7ZM22 188H23V189H22ZM26 188H28V192H30V191H31V192L27 194V189H26ZM31 188H32V189H31ZM229 188H230V187H229ZM244 188H246L247 191H248V189H250L251 187H250V188H247L246 185H245ZM253 188H255V187H253ZM258 188H260L262 191H261V190H257V189H255L256 192L258 193V194L255 193V194L257 195V198H256L257 201H253V200H252V199L254 198V197L252 196V195H254L253 193H252V195H249V193L251 192V190H250L249 193H247V194H246V192H247L246 190H245V192L243 193V195L245 194V197H247L248 195H249V197H250V196L252 197V198H251V201H252V202L247 201V199H245V200H246L245 203H246V202L251 203V204L246 203L245 206H247V204H248V205H249V207L247 206L248 208L244 207V209H243V208L241 207L242 205L240 206V204H239V206H240L241 208H239V206H236V202H237V201L235 202V206H236V207H235V206L233 207L234 209H235V208H236V209H237V208L241 209V210H239L240 212H237V211H236V212H237V213H241V214H242L243 216H245V217L248 215L247 213H245V211H248L247 209L250 208L249 211H248V213H249L250 215L247 216V217H249V218H247V217L245 218V217H244V220L247 219V221H246V220L244 221V224H246L245 226L247 227V228H246L247 230H246L245 232H243V231H237V230L235 231V229L233 230L232 228H231V229H232L233 231H235V233H236V232H238V233L241 232L240 235H239V236H241V238L243 237L241 234H242V233H246V235H247L249 238L257 239V240L262 244V243L264 242V205H262V203H263L262 200H264V195H262V194H264V187H261V185H260V187H258ZM70 189H69V191H71ZM80 189H81V188H80ZM80 189H76V191H77V190L79 191ZM225 189H226V188H225ZM16 190L18 191L17 193L15 192ZM74 190H75V189H74ZM226 190H227V189H226ZM230 190H231V188H230ZM230 190H229V191H230ZM243 190H244V189H243ZM7 191H6V192L4 191L3 194H5L6 196H9V194H10L11 191H10V190H9L10 192H7ZM32 191H34V192L32 193ZM69 191H68V193H69ZM238 191H241V190H238ZM20 192H21V193H20ZM73 192H74V191H73ZM79 192H80V191H79ZM242 192H243V191H242ZM242 192H241V193H242ZM259 192H260V193H259ZM18 193H19V194H18ZM22 193H23V194L26 193L27 196H26V195L24 196ZM61 193H64V191L61 192ZM65 193H66V195H67V191H66ZM65 193H64V194H65ZM70 193H71V192H70ZM75 193H77V192H75ZM75 193H74V194H75ZM231 193L233 194V195H231V196H233V197L236 196L233 192L230 191V194H231ZM241 193H240V195H241ZM14 194H15V196H14ZM21 194H22V195H21ZM51 194H52V195H51ZM56 194H57V195H56ZM74 194H73V193H72V195L69 194L66 198H65V196L63 195V197H64L65 201H67L68 197L70 198V196L72 197ZM5 195H4V196H5ZM28 195H29V196H28ZM54 195H56V196H54ZM75 195H76V194H75ZM75 195H74V196H75ZM246 195H247V196H246ZM258 195H259V196H258ZM13 196H14V197H13ZM23 196H24V197H23ZM33 196H34V197H33ZM38 196H40V198H39ZM43 196H44V197H43ZM49 196H50V197H49ZM57 196H58V197H57ZM61 196H62V194H61ZM74 196H73V197H74ZM254 196H255V195H254ZM16 197H17V198H16ZM30 197H29V199H30ZM73 197H72V198H73ZM75 197H76V196H75ZM233 197H232V198H233ZM239 197H240V196H239ZM242 197H243V196H242ZM255 197H256V196H255ZM259 197H261V198L258 199ZM61 198H62V197H61ZM2 199L4 200V201H3L4 203H2ZM11 199H13V200L11 201ZM52 199H53V198H52ZM55 199H54V201L57 202L58 200L56 201ZM64 199H62V201H63ZM73 199H77V198H73ZM181 199H182V198H181ZM183 199H186V198H183ZM256 199L254 198V200H256ZM261 199H262V200H261ZM26 200H27V201H26ZM77 200H78V199H77ZM193 200H194V199H193ZM235 200H236V199H235ZM239 200H240V199H238V202L241 203V201H239ZM260 200H261V201H260ZM38 201H40V200H38ZM65 201H64L63 203H65ZM180 201H181V200H180ZM14 202H13L12 204H15ZM16 202H18V207H20V206H21V203H20L18 200H17ZM30 202H31V199H30ZM32 202L34 203V200H32ZM35 202H36V201H35ZM45 202H47V201H44V205H46V206L49 205L48 203L45 204ZM59 202H61V201H59ZM177 202H178V201H177ZM242 202H243V201H242ZM258 202H259V203H258ZM260 202H262V203H260ZM41 203H42V202H41ZM49 203H51L50 200H49ZM181 203H183V202L181 201ZM181 203H180V204H181ZM23 204H26V203L23 202ZM35 204H37V203H35ZM35 204H34V209L37 208V207H35V206H37V205H35ZM60 204H62V202H61ZM260 204H261L262 206H261ZM263 204H264V203H263ZM15 205H17V203H16ZM28 205H27V206H28ZM30 205H31V204H30ZM39 205H40V204H39ZM178 205H179V204H178ZM257 205H258V206H257ZM259 205H260V208H259ZM5 206H6V205H5ZM10 206H11V204H10ZM12 206H13L14 209H15V207H17V206H14V205H12ZM22 206H23V205H22ZM27 206H26V207H27ZM31 206H32V205H31ZM40 206H41V205H40ZM40 206H39V207H40ZM232 206H233V204H232ZM232 206H231V207H232ZM243 206H244V204H243ZM251 206H253V207H251ZM6 207H7V206H6ZM26 207H25V208H26ZM182 207H184V206L182 205ZM8 208H9V207H8ZM11 208H12V207H11ZM25 208H24V206H23V209H25ZM28 208L30 209V206H29ZM245 208H246V209H245ZM2 209H1V211H6V213H4V214H7V213H8L7 208H6V210H5V209L2 210ZM9 209H10V208H9ZM19 209H20V208H19ZM21 209H22V207H21ZM34 209L32 208V210H34ZM39 209H40V210H39ZM41 209H42V208H38L39 211H41ZM136 209H137V208H136ZM181 209H182V208H181ZM242 209H243V210H242ZM251 209H252V211L255 209V213H256V214L254 213V211L252 212ZM256 209H257V210H256ZM258 209H259V211H258ZM12 210H13V209H12ZM30 210H31V209H30ZM36 210H37V209H36ZM36 210H35V211H36ZM42 210H43V209H42ZM1 211H0V212H1ZM10 211H11V209L9 210V212H10ZM15 211L19 212L17 209H16ZM24 211H27L26 213L29 212V211L27 210V208H26V210H24ZM241 211H242L243 213H242ZM12 212H14V210H13ZM22 212H23V211H22ZM31 212H32V211H31ZM250 212H251V213H250ZM259 212H260V213H259ZM14 213H16V212H14ZM24 213H25V212H24ZM244 213H245L246 215H245ZM2 214H3V213H2ZM2 214L0 215V217H2ZM4 214H3V215H4ZM10 214H11V212H10ZM10 214H9V215H10ZM18 214H20V213H18ZM33 214H34V212H33ZM241 214H237L238 217H239ZM12 215H13V214H11L10 216H12ZM15 215H17V214H15ZM235 215H236V214H235ZM237 215H236V217H237ZM251 215H252L253 217H252ZM258 215H259V216H258ZM7 216H8V215H7ZM10 216H9V217H10ZM13 216H14V215H13ZM255 216H256V217H255ZM3 217H4V216H3ZM251 217H252V218H251ZM5 218H7V217H5ZM18 218H21V216H20V217L17 216L16 219H18ZM234 218H235V217H234ZM234 218L232 217V219H234ZM240 218H241V217H239V219H240ZM250 218H251V219H250ZM2 219H3V218H2ZM10 219L13 220V218H11V217H10ZM16 219H15L14 222H16ZM235 219H236V218H235ZM235 219H234V220H235ZM241 219H242V218H241ZM4 220H5V219H4ZM8 220H9V219H8ZM19 220H20V219H18L17 221L19 222ZM234 220H233V222L236 223V220H235V221H234ZM5 222H6V221H5ZM7 222H8V221H7ZM10 222H11V221H10ZM239 222H240V221H239ZM242 222H243V219H242ZM0 223H1V222H0ZM12 223H13V222H12ZM235 223H234V224L232 223L233 225H230V226L233 227V226L235 225ZM240 223H241V222H240ZM240 223H239V224H240ZM1 224L3 225L4 223L2 222ZM8 224L10 225L11 223H8ZM8 224H7V225H8ZM237 224H238V223H237ZM15 226H16V225H15ZM242 226H243V224H242ZM0 227H3V226H0ZM6 227H7V226H6ZM13 227H14V226H13ZM20 227H21V226H20ZM20 227H19V231H21V230H20V229H21ZM4 228H5V227H3V229H4ZM1 229H2V228H1ZM1 229H0V230H1ZM3 229H2V230H3ZM5 229H6V228H5ZM5 229H4L3 231H7L8 229H11V230H12V227H7V230H5ZM2 230H1V231H2ZM17 230H18V228L16 229V232H18ZM232 230H231L229 233L233 232ZM9 232H10V231H7L5 236H7V235L9 234ZM11 232L14 233L15 231H11ZM210 232H211V231H210ZM224 232H225V231H224ZM3 233H5V232H3ZM18 233H19V232H18ZM229 233H228V234L226 233L227 235L225 234V235H223V236H225V237H229V236L232 237ZM15 234H16V233H15ZM19 234H20V233H19ZM31 234H32V233H31ZM33 234H34V233H33ZM33 234H32L31 236L34 237ZM209 234H211V233H209ZM233 234H234V232H233ZM0 235H1V234H0ZM9 235H10V234H9ZM13 235H14V234H13ZM165 235H166V234H165ZM237 235H238V234H237ZM243 235H244V234H243ZM5 236H4V234H3L1 237L3 238V237H5ZM23 236H24V235H23ZM220 236H221V235H220ZM7 237H8V236H7ZM10 237H11V236H10ZM14 237H15V236H14ZM16 237H17V235H16ZM16 237H15V238H16ZM211 237H212V235H211ZM233 237H234V236H233ZM235 237H236V235H235ZM12 238H13V237H12ZM19 238H20V237H19ZM4 239H5V238H3V240H2V241H3V245H1L2 247H4V245H5V243H4ZM239 239H240V238H239ZM242 239H243V238H242ZM9 240L11 241V238H10ZM9 240H8V241H9ZM19 240H20V239H18V242H20ZM194 240H195V239H194ZM223 240H224V239H223ZM223 240H222V241H223ZM222 241H221V240H220V242L218 241V242L216 243V245H218V243L221 244ZM239 241H240V240H239ZM245 241H247V240H245ZM21 242H23V240H22ZM192 242H193V241H192ZM223 242H224V241H223ZM241 242H243V240H241L239 243H241ZM210 243L212 244V242H210ZM247 243L250 244L249 240L247 241ZM6 244H7V243H6ZM9 244H10V243H9ZM10 245H11V244H10ZM182 245H183V244H182ZM185 245H186V244H185ZM216 245H215V247H216ZM1 246H0V247H1ZM21 246H22V244H21ZM241 246H243V245H241ZM245 246H246V245H245ZM262 246H264V245L262 244ZM2 247H1V248H2ZM9 247H10V246H9ZM191 247H192V245H191ZM261 248H262V247H261ZM261 248H260V246H259V249L257 248L258 250H255V251H256V254H257V257H258V258L256 259L257 261L255 262V264H264V251H263V250H260ZM4 249H5V248H3V250H4ZM7 249L9 250V248H7ZM20 249H21V248H20ZM215 249L217 250V248H215ZM218 249H219V247H218ZM241 249H242V250H244V249L247 250L246 247H245V248H242V247H241ZM213 250H214V247H213ZM248 250H250V248H249ZM4 251H5V250H4ZM217 251H219V250H217ZM249 252H250V251H249ZM252 252H253V251H252ZM217 253H218V252H217ZM2 254H5V252L2 253ZM2 254H0V255H2ZM250 254H252V257H253V253H250ZM254 256H255V255H254ZM1 257H2V256H1ZM244 257H245V256H244ZM250 259H251V258H250ZM253 259H254V258H253ZM247 260H249V259H247ZM254 260H255V259H254ZM244 261H245V260H244ZM249 261H250V260H249ZM253 262H254V261H253ZM198 263H199V261H198ZM245 263H247V262L245 261ZM245 263H244V264H245Z\"/></svg>",
	"mask_w": 264,
	"mask_h": 264
},
{
	"label": "crops",
	"instance_id": "0c3cea01",
	"mask_svg": "<svg viewBox=\"0 0 264 264\" xmlns=\"http://www.w3.org/2000/svg\"><path fill=\"white\" fill-rule=\"evenodd\" d=\"M182 1H185V0H182ZM66 3H67V0H63V2L60 4H57V2L53 0L52 2L53 13L56 14L60 9H64L63 7L66 5ZM160 3H162V0H158L157 8H156L157 13L153 15L149 14L150 16L147 17V21L145 23L146 25L143 26L144 37H145L143 49L141 52V56L143 57V63L149 64L151 62H155V64H157L152 68L149 76H147L148 80H151V79L157 80V77L159 75L158 65L165 61V57L171 48V39L173 36V32L170 28L164 31L159 27L157 23V17L160 13L158 12ZM169 33H171L170 37H168ZM156 39L158 41H156ZM155 75L156 77L153 78V76Z\"/></svg>",
	"mask_w": 264,
	"mask_h": 264
}]
</instances>
